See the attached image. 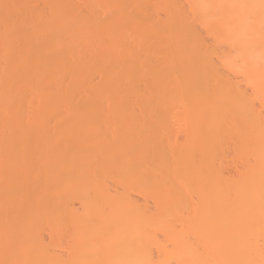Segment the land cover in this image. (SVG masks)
<instances>
[{"label": "rangeland", "instance_id": "1", "mask_svg": "<svg viewBox=\"0 0 264 264\" xmlns=\"http://www.w3.org/2000/svg\"><path fill=\"white\" fill-rule=\"evenodd\" d=\"M33 1L34 0H32V1L31 0H27V1H25V0H23V1L19 0V2H18V0H0V6L2 7V9L0 7V26H2L0 28V33H1V31H4L3 32V34H4L3 35V38L2 37L1 38L3 40H5V41L8 42V48H9L8 54L6 56V58L7 57L8 58L7 59L5 58V61H4V64H3V70H2V73H1V77L2 78L1 79L2 80H8V82L12 83V85L14 84V86H17V90L15 89V91H12L13 93L10 94V96H13L14 99L17 98V100H18V98L20 97V93L19 92H22V91L29 93V92H33L35 90H39L42 93H44L45 96L48 95V96H46V97H48V99H46V97L43 96V98L45 100V103L47 102L48 104L47 103L46 104L44 103V106H43L44 109L43 108H40L39 110L35 111L36 114H35V112L32 113L31 111L28 112V111H22V110L17 109V111L13 112L14 113L13 115H15V116L12 115L11 117L7 118L2 123L3 126H5V127L8 126L9 128H14L16 126V124H17V129H18L17 131H20L21 135L19 136L20 141H19V138H16V137H15V139L10 138V137H6V138H2V140H0V142H1L0 143V147L3 146L2 148H5V151H7V154L5 153L6 154L5 155L6 157H4V160L5 161H3L4 166H0V169H1L0 171H2V170L4 171V170H7V169L9 170V167H11V170H12V172H10V170H9V172L11 173L10 174L11 176L8 174L9 176L7 175L5 178H3V182L0 183V200H1L0 201V216L1 217L3 216V218H11L13 220H17V227L14 228L15 231L17 230V240H12L11 242L10 241L9 242H5L2 245H0V247H1L0 248V252L1 253H3V252L4 253H8V252L14 250L17 247L18 248L17 253H19V254H17V260L19 259V262L18 261L17 262L18 263H21L20 262V258H22V256L24 257L25 255H28L29 253L32 252V251L29 252V249H28L29 247L30 248L35 247V244L36 243L39 244V245L40 244H43V245H41L42 246V250H43V248H45V251H47L46 255L49 253L47 255L48 256L47 257L48 258V262L49 263H52L51 261H54L55 259H57L59 255H62L63 256V257L62 256H59V258L62 257L61 259L65 258L64 257L65 255L66 256H67V254L69 255V252H68L69 248H71L70 252L74 249L75 250V253H77L76 252V249L81 245L80 243L82 241V238H80L79 240H78V238H75V236H78V234H76V232H75V230H76L75 227L76 226H78V227L80 226L81 229H82V231H83V230L86 229L87 226H94L96 224H99V222L97 223L96 221H98V220H96V219L95 220H91V222L94 223L92 225V223L90 221H88V222L86 221V223H85L84 220L83 221L81 220L80 223H77V225H76L74 220L77 219L76 217H78L79 215L81 216V214H83L84 209H85V206H86V209L88 207L89 210H91L93 214H95L96 212H98V213L99 212L100 213H108L109 210H107L105 208L110 209L111 206L109 207V205L111 204V202L113 200L110 202L109 198L107 197V194H108V196L113 195L115 197V201L116 202L119 201V200H121V198L123 196L125 198L127 196V198H129V200L126 199L127 201H129L130 203L132 202L133 204L135 203L134 206H133V208H137V210H140V211H143L144 210V212L149 213V214H150V212H151V214H153V211L155 212V208H156L155 206L157 205L156 203L158 202V199H159V202L161 204H163V206H166V204L167 205L169 204L167 206V209H166L167 211L166 212H168V208H169L170 209L169 212H171V213L174 212L173 215H175V211L177 212V210L179 209L178 207H180V205H181V207H180V209L178 210L177 213H180L179 211H181L184 214H187L188 213V216H190V214H189V211L190 210L187 209V208H189V206H192V207L194 206L193 201H195V200L202 201V199L204 200L208 196L207 194L210 195V192L208 193V191H205V190H209L212 193L214 191L213 188H215L216 185H217V183H216L215 184V187L213 186V188L211 189V186L212 185H208V183H206V182H208L207 181V175L209 176L210 174H212V176H214V174H217V176L219 178L220 177H229V178H232L233 179V177H236V179H237V177L240 175L239 173L245 172L246 171V168L248 169V167L250 165L249 162L251 161V155H250L251 153H249L248 148H247V145L249 143L246 145V143L248 141L246 140L247 142L245 143V141H244L245 139L244 138L238 139V138L232 137L231 134L229 135L228 133H230V130H231V127H232V126L230 127V125L236 126V127H232V129L233 128H235V129L236 128L237 129L243 128V124L242 123L244 122V120H247L246 122H250L251 125L258 124L261 121L264 122V84L263 83H260L259 80L257 81V83H252V82L246 81L243 78V76L241 75L240 72L238 73L234 68H229V67H227L225 65H222L218 61V58H216V57H215L216 60L213 59V56L214 55L219 56V55H217L218 53H217L216 47L215 46H214L215 48L212 47L213 44H215L214 37L212 36V34L206 33L205 30L203 28H201L199 25H197L196 23L194 25V23H193L194 20L192 19L191 21L193 23V27L197 28V29L194 28V31H193L192 23L189 21L191 19L189 17L190 16L189 15L190 12L187 10V6H186V4H184V1L183 0H179L180 2L179 1L177 2V0H168V1L167 0H161V2H159L160 0H133L134 4H133V2H131V0H101V1L98 0L101 3H102V1L103 2L107 1V2L104 3V7L106 6L105 9L107 7H111V6H114L115 5V11L114 12L107 13L109 11H107L108 9H106L105 13L102 12L104 14L103 15V14H100V10L101 11H104L103 10L104 9L103 8V3H102V6H100L102 9H96V10L99 11L100 16H99V14H98L97 11H95V12H97L98 16H97V14H95V12H93L95 14L94 15L92 12L88 11V8L86 10V8H85L86 6L84 4H82V0H65V1L64 0H59V1L58 0H46V1L45 0H37L36 2L34 1L36 4H34ZM38 1L40 2V4H39ZM138 1H141L140 4L138 3ZM143 1H147V2L144 3ZM174 1H176V3H175L176 6H179L180 7V6H183L184 5L183 7L186 9L187 14H185L186 12L184 10V11H182L184 13L181 14V12H180L177 15L173 11V8H172L173 5H174V3H173ZM122 2H123V4H122ZM182 2H183V4L179 5V3H182ZM30 3H32V7H31ZM172 3H173V5H172ZM107 4H108V6H107ZM110 4H111V6H109ZM78 5L81 7V9H80V7ZM135 5H138L139 8H137ZM154 5H155V7H154ZM168 5L170 6V8H172V12H174L176 15H173L172 13L169 14V12L171 10L169 11L170 8H169ZM26 6H29V7H26ZM59 6H61V7H59ZM118 6H120V7H118ZM14 8H15V12H14ZM29 9H30V12H29ZM118 10H119V14H118ZM6 13L9 14V15H7ZM33 13L34 14L36 13L35 15H36V17L38 19L37 21H36V18L33 17ZM81 15H83V16H81ZM49 16L51 17V19H50ZM54 16H56L59 20L56 17H54ZM101 17H102V19H101ZM33 18H35V21H34ZM110 18H113L114 21L112 19H110ZM56 19H57V22H56ZM174 19H176V20H174ZM16 20H17V22H16ZM87 20H89V23H88ZM79 21H81V22H79ZM84 21H85V25H84ZM105 21H106V23H105ZM126 21H127V23H126ZM61 22H62V24H61ZM86 23H88V24L86 25ZM102 23H103V25H102L103 27L104 26L107 27L106 24L109 25V23H110V28L113 27V30H114V33H113V30H112V33L114 34V36L116 35V37L117 36L119 37V35L122 36L123 34H127L128 36L131 35L132 37H134L133 35H135V37L138 38V39H137V41L135 43H132V45L130 47H133V48L131 50H129V51L131 53L133 52L134 54H136L135 52L138 51L139 54L143 55V58L141 60L139 59L138 61L137 60L135 61L134 58H131L130 57L131 59L128 58V59H125V60L124 59L123 60H117L116 61L117 64L115 62H113V64L111 62L105 63L107 66L102 63L103 60L101 58H100L101 60L99 58H96L95 60L91 61V63L82 64L80 66V69L77 70L76 75H75V72L72 71L73 74H72V72H68L63 77H60L61 70H62V67L61 66L66 65V64L68 65L70 63V61L72 60V55H74V51L76 52V50H71L70 51V50H68V49H66L64 47H62L63 48L62 49L61 46H60L61 49L59 47L58 48H55L54 47V44L56 45L58 43V40H59V44L61 43L60 45H63L69 39L70 29H71L70 35H71V33H74L75 34L76 31L77 32H79V31L82 32L80 30V28L83 29V32H84V30H86V32L89 31V33H92L94 31V28L95 27L103 28V27H101V24ZM184 23H185V25H184ZM190 23H191V26H190ZM28 25L30 27H28ZM69 25H70V27H69ZM111 25H113V26H111ZM52 26H53V29H51ZM83 26H85L87 29L85 27H83ZM173 26H175V27H173ZM14 27H15V30H14ZM150 27H151V29H150ZM188 27H189V29H188ZM190 27H192V29ZM173 28H175V29H173ZM181 28H182V30H181ZM26 29L28 31H26ZM76 29H79V30H76ZM72 30H73V32H72ZM74 30H76V31H74ZM156 30H158V31H156ZM173 30H176V33ZM178 30L181 31V32L178 33ZM62 32H63V34H62ZM139 32H141V33H139ZM171 32H172V34H171ZM187 33L189 34V36H187L188 35ZM202 33H203V35L204 34L205 35L203 36ZM10 34H11V36H10ZM61 34H62V36H63L64 39L61 37ZM175 34H177L179 37L177 38L176 37L177 35L175 36ZM0 35L2 36V34H0ZM27 35H29L30 38H26V37H28ZM59 35H60V37H59ZM183 35H184V37H183ZM7 36L9 38H7ZM105 36L107 37V34ZM190 36H192V37H190ZM58 37L60 39L57 40ZM98 37H99V39H98L99 41L101 39H103V38H105L103 41L106 40V37L101 38V34ZM193 37L197 38V41L195 39H193ZM191 38L193 39L194 42L191 41ZM184 39L187 42H185ZM138 40H139V42H138ZM17 41H18V43H16ZM103 41L101 40V42H103ZM159 42H161V43H159ZM196 42H197V44H195ZM26 43H28V44H26ZM203 43L205 44V46H203L204 45ZM45 44H47L48 46H46ZM134 44L135 45L137 44V45L135 46ZM153 44H154V46H153ZM189 44H191V45H189ZM192 44L194 45V48H196V52L197 53L195 52V49L192 48L193 49V52H195L196 56L199 54L198 53L199 51H200L201 54L203 52L202 56L203 55L210 56L209 54H211L212 55V61H215V62H213L214 65L212 64V62L210 60H209V62H208V60L206 61L205 59H207V58L205 56H203V57H205V59L203 58L204 62L202 60H201L202 62L198 61L197 59H199V57L201 56V54H200V56H197V58H195L196 56L195 57L193 56L195 54L192 55V53H191V55H192L193 58H195V60L192 59L194 61H193V63H192V61L190 63L189 60H191V59L188 60L186 58V56H184V55H186V53L187 54L188 53L190 54V52H188L187 50H189V49L192 50L191 49V47H193ZM199 44H201L200 47H199ZM11 45H12V47H11ZM218 46H219L218 52L219 53L224 52V54H221V55H226V54L232 55L234 53V50H232V49L230 50L227 47H224V46L223 47H220V45H217V47ZM130 47H129V49H130ZM201 47H206V48L203 49ZM99 48L100 47H98L96 49V51L99 50ZM164 48H166L167 50L166 49L164 50ZM213 49H215L213 51L214 52L213 53L214 55L212 54V50ZM48 50H49V52H48ZM83 51H85V50H82L81 53L83 55H85L87 53V51L85 53ZM178 51L181 54H182V52L184 54H182V55L180 53L178 54ZM204 51H206V53ZM166 53H168V54H166ZM173 53H174V55H173ZM215 53H217V54H215ZM163 55L171 56L170 57V60L168 58H166L164 60V58L162 57ZM25 56H27V57H25ZM173 56H174V58H173ZM187 56H189V55H187ZM15 57H16V59H15ZM182 57L183 58L185 57L186 60H183ZM22 60H24L25 63ZM41 60L43 62H41ZM63 61L66 62V64H64ZM164 61H165V63H163ZM195 61H198V62L195 63ZM50 62L52 63V65H50L51 64ZM144 62H146V63H144ZM149 62H151V63H149ZM181 62L182 63L184 62V64H183L184 67L182 66ZM185 62H187V63L185 64ZM7 64H8L9 67L12 64L13 65L10 68H8L7 67ZM42 64H44L45 66L43 67ZM28 65H29V67H28ZM37 65H38V67H37ZM156 65H157V67H156ZM19 66H20V70H19ZM51 66H52V70H51ZM146 66H147V69L144 68ZM171 66L174 67L173 68V71L176 70L174 72V75L171 74L172 72L170 74L168 72V70H170V68H172ZM179 66H182V67L180 68ZM45 67H46V70H45ZM153 67H154V69H153ZM38 68H40V69H38ZM214 68L217 69V71L219 73L212 75V69H214ZM8 69H9V71H7ZM26 69L28 70V72H27ZM151 69H153V70H151ZM36 70H37V72H36ZM58 70H60V72H58ZM12 71H15L14 72L15 75L13 77L11 76V74H14ZM38 71H39L40 74L38 73ZM117 71H125L126 73H128L130 71L128 74L131 77H129V80H126L125 81L126 83H124V81L123 82L122 81L121 82H118L119 83L118 85H116V84L114 85V84L109 83V79ZM142 71H144V72H142ZM177 71H179V73H177ZM10 72H12V73L10 74ZM16 72H17V74H16ZM22 72H24V73H22ZM91 72L93 73V75H91L92 74ZM202 72L204 73V75H203ZM207 72H208V74H207ZM215 72H216V70L213 73H215ZM8 73L10 75H8ZM47 73H48V75H47ZM180 73H182V74H180ZM83 74H84L85 77L83 76ZM158 75H159V79L157 78ZM162 75H164V77ZM141 76H144V77L141 78ZM175 76L177 78H175ZM7 77H9L11 80L9 78H7ZM16 77H17L18 80L16 79ZM102 77L104 79H102ZM55 78H57V79H55ZM138 78L140 80H138ZM154 78H155V80H154ZM163 78H164V80L167 79L168 81L171 79L170 82L172 81L171 82L172 84L175 81L176 82H179L180 79H182V82H183V80L186 81V82L187 81L188 82H190V81L192 82L193 81L191 84L192 85L195 84V86H196V87H194V85H193L192 87H189L190 89L187 86L188 90H185L186 91L185 93L188 94V96H187V99L186 100L184 99L185 101H183V102H185L187 104L188 101H189V99H190L191 102L194 101V102L197 103L196 104V103L193 102L194 108H191L190 107L191 108L190 109L191 112H194V117H193L194 118L193 119L194 121L191 119L193 121V123L191 121L192 125L190 124V126H194L195 125L193 127L195 132L193 131V128L192 127H190V130H189L190 133H193L194 132V136H193L194 138L190 134V136L193 138V141H192V138L189 137V134L187 132L188 131V128H189L187 124H189L190 121H188L187 120L188 118H185V116L182 117V114H185L186 113L185 110L183 109L182 112L179 113L177 109H173V111L171 109V107L174 105V103H176L178 101L177 99L178 98H182L183 94L181 92V94H182L181 95L179 91H180V89L182 90L185 87V85L182 88V85L181 84H183V83L182 82L181 83L179 82L180 83V88L178 89L179 91L177 93H175V92L173 93L172 92V89L173 88L171 89L172 84L170 82H168V81H166V82L163 81ZM207 78H208V81L207 80L205 81L204 79H207ZM12 79H13V81H12ZM190 79H193V80H190ZM83 81H84V83H83ZM230 81H232L233 84H231ZM39 82L40 83L42 82L44 84V87H42L41 86L42 83L40 84ZM59 82H61V84ZM150 82H152L153 85ZM162 82L163 83L165 82V83L162 85ZM144 83H146L147 88H146V85H144ZM204 83L209 88V91H208L207 87H206V89H202V88H204V86H202ZM234 83H237L238 87L241 88V90H239L234 85ZM122 84H124V86ZM165 84H166V86L169 87V89H171V91L170 92L169 91L168 92H164L163 95H162L161 92H163V91L160 89V87L161 86H164ZM38 85H40L41 87L40 86L38 87ZM154 85H156V86H154ZM186 85H189V83H187ZM255 85H258L259 86V91H261L262 95L259 96V97H257V98H255L254 100H250V97L253 96V93L255 91ZM57 86H61L60 93H57ZM84 86L85 87L87 86L86 88L88 90H90V89L98 90L100 93L104 94V96H107L111 100L113 99V101H111V103H110V106L108 107L110 110L107 109V107L106 108H104V107H101V108L90 107L91 108L90 109L87 106V104L85 105V101L84 100H83V103H82V100L80 101L81 103L80 102L77 103L78 109L75 108L76 109V111L74 110L75 112L74 111L71 112V111H63V110H61L60 107L63 106L62 103L63 102L64 103L65 102H72L74 100V99H72V95H73L74 91H75L76 94H79V92H82L80 90H81L82 87L84 88ZM227 90L229 91V93H227L228 92ZM149 91L153 95H151L149 93ZM154 91H155V93H154ZM164 91H165V89H164ZM201 91H204V94L205 95H203L202 94L203 92H201ZM205 91H207V92H205ZM236 92L237 93L240 92V95L241 94H247V97L244 96V95H242L240 98H237V97L235 98L234 95H235ZM142 93H143V96H142ZM221 93H222V96L228 94V98L226 97V98L223 99L222 96H220ZM61 94L64 95V98H63V95H61ZM120 94H123L122 96L123 97L125 96L126 97V100L125 99L123 100L122 96L119 99ZM176 94H179V97H176L175 96ZM200 94L203 95V98H205V99H202L203 102H201L199 100V99L202 98V96ZM58 95H60V97ZM113 95H115V96H113ZM164 95H167V96H164ZM200 96H201V98H200ZM230 96H232V97H230ZM148 98L150 100L153 99L152 102H155V100L156 101L157 100L158 101H162L161 102L162 105H159V107L162 106V109H163L162 110L160 108L161 111L163 112L162 115H161V112H159L160 109L158 108V105L157 104L154 105L152 103V106H151L150 101H149ZM158 98H160V99H158ZM171 98L172 99H175L177 101L171 100ZM193 98H196L202 104L199 103L195 99L194 100H191ZM239 99H241V100H239ZM138 100H140V101H138ZM233 100H236V101H233ZM50 101L53 104H51ZM59 101H61V102H59ZM133 101H134L135 104L133 103ZM112 102H114V103H112ZM148 103H149V105H148ZM207 103L208 104L210 103L211 106H209ZM229 103H232L231 104L232 106L231 105H228ZM249 104H251V107L250 108L248 107V109H247L246 108V105H249ZM51 105H53V106H51ZM146 105H147V109L143 111V109H144L143 107H146ZM190 105L193 106L192 103H190ZM196 105H198V106L202 105V107L204 108V110L201 109L202 107H198V108L201 109L200 112L202 114L199 112V109L196 107ZM204 105L207 106V109H206V107ZM240 105H241V107H240ZM148 106L151 107V109L150 108L148 109ZM227 106H231L230 109L228 107V109L230 110L231 113H232V111L235 112L236 109L238 108V106L240 108H244L245 107V110L242 111V115L241 116H237L236 114L235 115L231 114L228 111V109L226 108ZM56 107H58V109ZM80 107H82V108H80ZM253 110H257L256 112H254L255 114L257 112H258V114L260 113L259 115H260L261 120L259 119V117L253 116L254 114L252 115V113H253L252 111ZM174 111H176L178 113L175 114ZM195 111H196V113H195ZM129 112H132V113H129ZM144 112H146L147 114L144 113ZM143 113L146 114V115H144V117L142 118V114ZM167 113H169L168 114L169 118H167ZM203 113H205V116H204ZM24 114L25 115H28V114H35V115H37L38 116V120H37V123L38 124L37 125L39 127L38 126H32L29 121L23 119L22 117L24 116ZM72 114H74V115H72ZM149 114H150V116H149ZM224 114H226V115H224ZM158 115H161L162 116V118L160 117L159 119H160V121L162 120V122L164 124L162 122L156 121L158 119ZM210 115H211V117H210ZM228 115H229V119H228ZM16 116H17V119H16ZM132 116L135 119H133ZM244 116H246V118ZM153 117L156 120H154ZM181 117H182V120L181 121H182V123H184V127L183 128H184L185 131L183 130V128H181V126L183 125L182 123H181V125H178V122H180ZM238 117H240V118H238ZM164 118H165L166 121H163ZM241 118L243 119V122L242 123H241L242 120H240ZM45 119H47V122H45L46 121ZM185 119L187 120V122H186ZM230 119H232V120H230ZM233 120L235 122H233ZM26 121H27V123H26ZM154 121H156V122H154ZM224 121H225V123H224ZM155 123H157V124H155ZM46 124H48V125H46ZM154 124L157 125V126H155ZM10 126H14V127H10ZM134 126H136V127H134ZM144 127H146L147 129L152 128V130L149 129V131H150L149 132ZM95 128H96V131L97 132H95ZM142 128H143V130H142ZM134 129H136V131H138V132L140 130L139 133H142V132H143V134L146 133V132H147V134L150 133L149 134L150 137L152 136V133H153L154 136L157 133V137H154L155 139L153 138V140L150 141V140H146V138H144V137H147L146 134H144L146 136H144L142 134L143 136L140 135L141 136L140 139H137V136L138 135L136 136V134L134 132ZM206 129H207L208 132L206 131ZM214 129L217 130L216 133H215V130ZM221 129H223V131ZM83 131H85V132H88V131L89 132H93L94 131V133H98L100 135H102L101 133H105L104 135H106V136L108 135V137H114L115 139H118V140L117 141H114V142L108 143V146H110L112 149L110 147H108V146L105 147V144L106 143H99L100 145L97 144L99 146L95 145L92 148L89 147V149H88L89 151L87 149H85L86 150V152H85L86 154L84 153L85 156H84V158H82V161H81V159H79L74 154H70L69 155V156L73 155V156H71V160H70L71 164L70 165L73 164V166H76V164L79 163L78 170H80L83 175L86 174L85 176H83L85 178L84 179L82 177V174L80 173V175H81L80 178L82 179V181L77 176L79 178L80 182H83L84 183V186H83L84 188L83 187L82 188H79L78 192L80 191V193H81V189H83V192L81 194L78 193V192H76L77 193L76 194V193H71L73 191H70L71 189H69V186L71 184H73V186H75L74 185V181H75L74 179H75L76 176L75 175H73V176L72 175H66V176L60 175L59 174L60 167H58V164H55V166H54L53 161H55L56 158L58 157V155H61L62 154L61 151H63V147H62V146H64L63 145V138H60V137L63 136V135H70V134L71 135H76V134L81 133ZM156 131H158L159 133L156 132ZM162 133H164V135ZM27 134H28V137H27ZM48 134H49V136H48ZM58 134L60 135L59 137H57ZM129 134H131V135H129ZM169 134L172 135L173 138L170 137V136H168ZM210 134L211 135L212 134L213 135L216 134V137L219 136L220 138L222 136H226V137H222L223 140L221 139V141H219V137H218V139H216L215 136L213 138L211 137L212 138V141L211 142L213 144H211V145L210 144H207L208 151H207V149H205V152H203L204 151V148H206V143L211 140L210 137H209ZM250 134L251 135L255 134L254 130H252V132L250 131ZM54 135H55V137H54ZM124 135H127L126 137L129 136L128 140L130 139V136L131 137L134 136L136 140H133V142H132V139L130 141L125 140L126 143L128 142L130 145L129 144H126V145L125 144H122L123 142H125L124 141V138H123ZM228 135L230 136L229 138H228ZM30 136H32V137L29 138ZM37 136H38V138H37ZM40 136H41V138H40ZM162 136H164V137H162ZM167 136L169 137V139H168ZM45 137H46V139H45ZM47 137H50V139L53 138L54 144L52 146H54L55 148L57 147L55 145H57L58 142L60 143V141H61L62 144L60 143V146H58V147L59 148H62V149H60V150L57 149L58 152H57V150H54L53 151L54 147L52 149L51 148V145H48V143L45 142V140H47ZM25 138H27V140ZM36 138H37V140H36ZM58 138H60V140H58ZM188 138L191 139L192 143L190 142V140ZM230 138H233V139H230ZM164 139L168 140L169 142L168 143L166 142L167 144H165ZM186 139H188V141H186ZM236 139H238V140H236ZM17 140L19 141L18 142L19 144L17 143ZM21 140H24V141L21 142ZM55 140H57V141L55 142ZM170 140H172L173 142H171ZM28 141H29V143H28ZM41 141L45 142V144H43V142H41ZM254 141L255 140L252 139V142H250L252 144L251 145L252 147H253V144H254L253 142ZM15 142H16V145H15ZM148 142L151 143V144H149L150 146L148 145ZM178 142L181 143V144H179ZM183 142H184V145L185 144H188V145H190L192 147L191 148L192 150L190 149V152L189 153H188V150L189 149H187L188 147H186V145L183 147ZM219 142H221L220 143L221 145L218 144ZM13 143H14V145H13ZM22 143L25 146L27 144H29L30 146L27 145L26 146L27 148H26V147H24V145ZM111 143H113V144H111ZM222 143H223V145H222ZM110 144L113 145V146H111ZM142 144H143V146H142ZM163 144H165L166 146L165 147L162 146ZM177 144H178L179 148H176ZM214 144H215V149L213 148V145ZM146 145H147V148L148 149H146ZM159 145L162 146V147L160 148ZM217 145H219V146H217ZM255 145H256V142H255ZM19 146H20V148H19ZM169 146H174L178 150V151L177 150L176 151L181 156H179L178 154H176L175 153L176 152L175 149L172 148V147H169ZM210 146H211V148H210ZM11 147H13V149ZM42 147H43V150L41 149ZM202 147H204L203 150H200V149H202ZM221 147L223 148V150L221 149ZM23 148H25V150ZM119 148L122 149V150H120ZM151 148H153V150ZM168 148H169V150H168ZM182 148L184 149V151L187 150V152H184L182 150ZM123 149H124V151H123ZM144 149L150 151V153L147 151L150 155L148 153H146V152H143ZM10 150H11V152L13 154H11ZM17 150H19V151L17 152ZM164 150L168 151V153H170V154L173 153V155L171 154L170 157L171 156L172 157L178 156L179 159L176 160V162H175L177 164V161H178V166L176 165L177 166V169L181 168V166L184 168L185 167V164L187 163L186 166L189 167V168L190 167H193L194 168V166H196V168L198 169V171L199 172L201 171L200 173L202 175V176H200V175H198L199 173L197 174V170H195L196 168L195 169L190 168L193 171L195 170L194 171L195 172L194 174H195L196 177L195 176L193 177V179H194L193 180L194 181L193 183H195V185L198 184V182L200 183V186H199V184L197 185L198 187H200L199 188L200 190H198L199 193L197 191V194H196V191H195V192H193V194H194L193 196L191 194L192 201H191V199L189 197L190 195H187L188 198L190 199V201H189L188 198H186L187 200H185V202H186L185 203L184 200H182V198H184V197L181 198V196L184 195L186 197V195H185V193H183L184 191L183 192L181 191L183 193V195H181V194H179L180 196L177 195L181 199L180 200L181 204L179 206L175 207V210H173L174 209L173 206H172L173 209L171 210V204H170L169 200L170 201L171 200L174 201V194H175V197H176V194H178L180 192L179 191L177 193V191L179 190L178 188H177L178 189L177 190L175 187H173V188L176 189V191H175V189L173 190L174 192L173 191L171 192L170 190H172V189H169V191L173 195H171V193H168L169 191L167 193L171 197L164 196L165 198L167 197L165 199L164 197L162 198L160 196V197H158V199L155 198L157 200L156 201L154 199V197H156L155 196L156 194L154 195L153 199L150 196H149L150 198L149 197H146V199H144L143 193L140 190H142V191L144 190L143 192H147L149 195H151L150 193L153 194L156 191L157 192L160 191V189L162 187V183L161 184H157L158 186L160 185L161 187H159L156 191H155V187H153L154 185H156L155 184V181L156 180H159V179H156L154 181L151 178L154 181V184H152L153 186H151L150 184H148L146 182V187H147V185L150 186L152 189L150 187L149 188L151 189L152 192L149 191L150 189L149 190H147V188L144 189L143 186L141 187L143 189H139L138 188V185L136 186V183L134 181V176L139 177L138 180H140L142 178V177L140 178V174H141V172H142L143 169H146L147 171H148V169H151V171H152V168L151 167L153 166L154 159H155L156 162L162 161V164H164V162H165V158L164 157L167 158V156H169L168 153L167 154L166 153L164 154ZM179 150H180V152H179ZM44 151H45V154H44ZM181 151L184 154L188 153L187 156L184 155ZM47 152H49V153H47ZM81 152L82 151H79V154ZM16 153H17V155H16ZM77 153H78V151H77ZM77 153H75V154L78 155ZM124 153H125V156L124 157H126V158L127 157H129V158L131 157V158L130 159L127 158L125 160V158L123 157L124 158L123 159L121 156ZM143 153L146 154V155L148 154V156L151 157V159L150 158H147V162H148V159H150V162H148L149 167H148L147 164H146V166H144V163H147V162H146V160H144V158H146V155H143ZM198 153L200 154L201 157L199 156ZM193 154L195 155V157L197 159H195V157L192 156ZM11 155H12V157H11ZM39 156L41 158L43 157V159H40ZM52 156H54V158ZM141 156H144V158H142ZM106 157L109 158V159H107ZM170 157H168V158L170 159ZM211 157L213 158V160L211 159ZM46 158H48L49 161H51V165L49 163V165H45L44 166V167H47L48 166L47 168L41 167L39 165V162L42 161V160H44V159H46ZM68 158L69 157L67 156V160H68ZM121 158L124 161H126V163L124 162L126 164V166H125V164L123 166L121 164V166L119 167L118 164L121 162ZM159 158H160V160H159ZM192 158L195 159L196 164L201 165L200 168H199V166H197L196 164H194V161H191ZM201 158H203L204 161ZM207 158L211 159V162H208L210 160H207ZM219 158H221V159H219ZM12 159H13V161H12ZM19 159H20V161H19ZM183 159H185V160H183ZM6 160H7V162H6ZM29 160H32L34 164L36 163V165H34V164L31 163L32 161H30V169L31 170L29 169V165H28L29 164ZM180 160L183 163V164H181V166H180V163H181ZM217 160L219 162L221 160L222 162L220 164H218L217 163L218 162ZM188 161H190V164H189ZM9 162H11L12 166H10ZM166 162L167 163L170 162L172 164V161L169 160V162H168V159H166ZM158 163H157V165H158ZM209 163H210V166L208 167V164ZM155 164L156 163H154V166H155ZM171 164L170 165H167V166H170L171 167ZM24 165H26V167L28 165V167L26 168ZM38 165L40 166V168H39ZM173 165H174V162H173ZM36 166L38 167V169H37ZM86 166H87V168L89 170H87L85 168ZM167 166L165 165L166 168H167ZM15 167H16V171L14 169ZM117 167H119V169ZM159 167H161V166H159ZM163 167H164V165H163ZM187 167H186V170L189 172V170H188L189 168L187 169ZM49 168H52V169L49 170ZM121 168H123V169L121 170ZM216 168H217L218 171H216ZM33 169L34 170L37 169V170L36 171H33ZM159 169H161V168H159ZM42 170H44V171H42ZM98 170H100V172ZM101 170H103V171L101 172ZM167 170H169V169H167ZM179 170H177V171H179ZM192 170H191V174H192ZM94 171L97 172V173H95ZM155 171L157 173L159 172L158 169L155 170ZM171 171L172 172L173 171L175 172V170H173V167L170 168V172L168 171L169 173H166L165 172V169H163V172L164 173H161L160 175H158L159 174L158 173L157 176H159L158 178H160V176L162 178V177L167 176L168 174L171 175L172 174ZM180 171H182V170H180ZM15 172H17L16 173L17 175L15 174ZM93 173L95 174L96 177L93 176L94 175ZM148 173H149V175H153V173H154V176L156 175L155 172L152 173V172H150V170L148 171ZM87 174H88V176H87ZM123 174H125L126 176H124ZM164 174H167V175H164ZM16 176L18 178H16ZM46 177H49V179L54 180V182L52 180H51L52 182H50L49 179L48 180L46 179ZM77 177H76V179H78ZM200 177H202V178H200ZM203 177L205 179H203ZM7 178H9V179H7ZM198 178H199V180H198ZM219 178L217 179V182L218 183L220 182V179H221V178L220 179ZM10 179H13L14 181L16 180L15 183L12 180L10 182ZM17 179H18V186H17ZM58 180H59V182H58ZM189 180H191V182H192L191 177L188 178V181L187 182H189ZM200 180L203 182V184L206 187H204L202 185V183L200 182ZM205 180H206V182H205ZM140 181H142V180H140ZM8 182H10V184ZM25 182L27 184H24ZM77 182H78V180H77ZM77 182H75L76 186H77ZM87 182H88V184H86ZM97 182H98V184H97ZM142 182H144V181H142ZM149 182H151V181H149ZM11 183H12V185H11ZM19 184L21 186H19ZM137 184H141V183H138L137 182ZM7 185H8V187H7ZM59 185H61V186L59 187ZM13 186H14V188H13ZM70 187H72V186H70ZM202 187H204V188H202ZM15 188H16V190H15ZM95 188H97V189H95ZM64 189H66V190H64ZM73 189H74V191L75 190L77 191V189H75V188H73ZM47 190H49V191H47ZM40 191L42 193H40ZM8 192H9V194H8ZM12 192H13V194H12ZM65 192L68 193V194L66 195ZM205 192H207V193H205ZM50 193H52V194H50ZM63 193H64V195H62ZM147 193L144 194V196H146V195L148 196ZM35 194H37L38 196L37 195L35 196ZM103 194L107 198V200L105 199V197L103 196ZM75 195H77V196H75ZM80 195L82 197H84V199H80V197H81ZM101 195H102L103 199H102V197H100ZM118 195H120L121 198ZM66 196H67V199H66ZM94 196H97V198H98L97 199V203L96 204L89 205V199L92 198L91 200H93V197ZM117 196H118V198H117ZM18 197H19V199H17ZM86 197H88V198L90 197V198L88 199ZM6 198H9V203L6 202V200H7ZM11 198H13V199H11ZM147 198L149 200L150 205H149V203L147 201ZM198 198H199V200H198ZM25 199H26V201H25ZM61 199H62V201H64L63 202L64 204L61 201H59ZM87 199H88V201H87ZM10 200H12V201H10ZM81 200H82V202H81ZM150 200L151 201H153V200L156 201V202L153 201L154 202L153 204L155 206L152 204V202ZM85 201L88 202V203L85 204L86 203ZM108 201L110 202V204H109ZM143 201H144V205H141L143 203ZM1 202H2V204H1ZM90 203H91V201H90ZM112 203H114V202H112ZM136 203L138 204V207H136L137 206ZM160 203H158V205H160ZM194 203H196V202H194ZM146 204H148V206ZM143 206H144V208H143ZM123 207H124V205H123ZM126 208H128V206H126ZM129 208L132 209V207H129ZM105 210H107V211H105ZM77 212H78V214H77ZM168 213H166V215ZM171 213H170V215H172ZM52 214L55 215L56 218H53L55 216L52 217ZM74 215H76V216H74ZM129 215H131V214H129ZM132 215H133V213H132ZM177 215L180 216V214H177ZM182 216H180V217H182ZM33 217L36 218V219H33ZM67 218H70L71 219V222H70L69 219L67 220ZM72 218H73V220H72ZM31 220L33 221V223H35V225H32L33 223L31 222ZM180 220L183 221V222L185 221L184 222L185 224L180 222V224H183V226L184 225L186 226L187 223L189 224V221H188L189 219L188 220H185V219L182 218ZM186 221H188V222L186 223ZM30 223H32V224H30ZM104 223H106V222H104ZM29 224L32 225L33 227L29 226ZM79 224L84 225V227H82V225H79ZM106 224H108V223H106ZM176 224H178V222ZM26 225H28V226H26ZM51 225H53V226H51ZM57 225H59V226H57ZM1 226L4 227L3 225L0 224V228H1ZM22 226H24V227H22ZM66 226H68V228ZM101 226H105V224L102 225V223H101ZM174 226L178 227V228H176V227L175 228L177 230H179L180 225L179 226L178 225H174ZM62 227H63V229H65V230L68 229V230L65 231V232L62 231L63 230ZM80 227H79V230H81ZM33 228H34V230L37 229V230H35L36 233L33 230ZM30 229H32L34 232L32 230H30ZM49 229L51 230V233H49ZM52 229H54L53 231H56L57 230L58 232L56 231L57 233H55V232L52 231ZM59 229H61V230L59 231ZM69 229H73V230L70 231ZM25 231H26V233H25ZM71 232L73 234H71ZM31 233L34 234V235H32ZM62 233L65 234L66 237ZM68 233L70 234V236L72 235L75 238V241L76 242L73 240L74 239L73 237H71L72 238L71 239L70 236H68ZM81 233H79L80 235L78 237H82L83 236V234H81ZM156 238H158L157 240H160L163 245L168 243V240H167V243L165 242L166 241L165 240L166 238L160 232H156ZM191 238L192 237H189V240L191 242L192 241L193 242L196 241L195 239H193V238L191 239ZM38 241H39V243H38ZM40 241H42V242H40ZM24 244L26 246H24ZM73 244L75 246H73ZM22 246H23V250H22ZM70 246H73L74 248H72ZM154 249L151 248L150 255L152 257L154 256L153 257L154 259H157L158 256H161V254H163V253L159 252L160 254H158V251H156V249L155 250ZM27 250H28V252H27ZM66 251H67V253H66ZM73 251H72V253H70V255H69L70 257L67 258V260L71 261V263L68 261L69 264H74V262L72 260H74V259H76V257H78V255H75V253H74L75 256L73 255ZM24 252H26V254H24ZM151 252H152V254H151ZM30 255L31 254H29L28 256L30 257ZM156 255H157V257H156ZM56 256H57V258H56ZM72 257L73 258L75 257V258L73 259ZM106 257H104V259ZM38 260L40 262V259H38ZM65 260H66V258H65ZM67 260H66V262H67ZM41 262L43 263L44 262V259ZM45 262H46V260H45ZM27 264H29V263H27ZM115 264H116V260H115Z\"/></svg>", "mask_w": 264, "mask_h": 264}, {"label": "bare ground", "instance_id": "2", "mask_svg": "<svg viewBox=\"0 0 264 264\" xmlns=\"http://www.w3.org/2000/svg\"><path fill=\"white\" fill-rule=\"evenodd\" d=\"M21 1H23V0H21ZM25 1H27V0H25ZM32 1V0H31ZM35 2L37 1V0H34ZM33 1V3L34 4H36L35 2ZM46 1V0H45ZM59 1V0H58ZM65 1V0H64ZM101 1V0H100ZM100 1H98V0H82V4H84L86 7V10H87V8H88V11H90V12H95V11H97L98 12V14H99V11L98 10H96V9H102L100 6H102V3H103V10L104 11H101L100 10V14H103L102 12H104L105 13V11H106V9H108L107 11H109V12H107V13H112V12H114L115 11V5L114 6H111V4L109 5V6H111V7H107L106 9H105V7H104V3L105 2H107V1H105V2H103L102 1V3L100 2ZM168 1V0H167ZM179 0H177V2H178ZM184 1V4H186V6H187V10L190 12L189 13V17L191 18H189L190 20V22L192 23V19L194 20V25H195V23L197 24V25H199L201 28H203L204 30H205V32L206 33H209V34H212V36L214 37V41H215V44H213V46L212 47H216V50H217V53H215V54H217V55H219V56H216V55H214L213 53V51L215 50V49H213L212 50V54L214 55L213 56V59H215V57L216 58H218V61L222 64V65H225V66H227V67H229V68H234L238 73L240 72L241 73V75L243 76V78L246 80V81H249V82H252V83H257V81L259 80L260 81V83H263L264 84V0H183ZM18 2H19V0H18ZM39 2V1H38ZM115 2V1H114ZM128 2V1H127ZM131 2H133V0H131ZM140 2L141 1H138V3L140 4ZM144 3H146L147 1H143ZM155 2V1H154ZM153 2V3H154ZM159 2H161V0L159 1ZM180 2V1H179ZM63 3V2H62ZM120 3V2H119ZM164 3V2H163ZM173 3H174V5H173ZM172 3V5H173V11L178 15V13H180L181 12V14L182 13H184V12H182V11H184L185 10V12H186V9L183 7V6H176L175 5V3H176V1H174ZM39 4H40V2H39ZM80 4V3H79ZM122 4H123V2H122ZM133 4H134V2H133ZM138 4V5H139ZM156 4V3H155ZM178 4V3H177ZM181 4H183V2L182 3H179V5H181ZM26 5V4H25ZM29 5V4H28ZM30 5H31V7H32V3H30ZM60 5V4H59ZM138 5H135L137 8H139L138 7ZM171 5V6H172ZM15 6V5H14ZM18 6V5H17ZM58 6V5H57ZM79 6V5H78ZM107 6H108V4H107ZM125 6V5H124ZM133 6V5H132ZM169 6V5H168ZM175 6V7H174ZM1 7V6H0ZM26 7H29V6H26ZM59 7H61V6H59ZM80 7V6H79ZM118 7H120V6H118ZM122 7V6H121ZM126 7V6H125ZM154 7H155V5H154ZM73 8V7H72ZM84 8V9H85ZM136 8V9H137ZM169 8H170V6H169ZM172 8H170L169 9V14H173V15H176L174 12H172ZM1 9H2V7H1ZM33 9V8H32ZM80 9H81V7H80ZM118 9V8H117ZM124 9V8H123ZM20 10V9H19ZM27 10V9H26ZM44 10V9H43ZM121 10V9H120ZM134 10V9H133ZM138 10V9H137ZM9 11V10H8ZM45 11V10H44ZM4 12V11H3ZM6 12V11H5ZM10 12V11H9ZM14 12H15V8H14ZM29 12H30V9H29ZM55 12V11H54ZM97 12H95V14H97ZM139 12V11H138ZM26 13V12H25ZM85 13V12H84ZM7 14V13H6ZM36 14V13H35ZM34 13H33V17H35L36 18V21L38 20L37 19V17H36V15H35ZM57 14V13H56ZM55 14V15H56ZM60 14V13H59ZM87 14V13H86ZM94 14V13H93ZM94 14V15H95ZM98 14H97V16H98ZM100 14H99V16H100ZM118 14H119V10H118ZM185 14H187V12L185 13ZM7 15H9V14H7ZM35 15V16H34ZM104 15V14H103ZM106 15V14H105ZM180 15V14H179ZM192 15V16H191ZM31 16V15H30ZM57 16V15H56ZM56 16H54V17H56ZM74 16V15H73ZM81 16H83V15H81ZM108 16V15H107ZM106 16V17H107ZM185 16V15H184ZM3 17V16H2ZM50 17V16H49ZM53 17V18H54ZM110 17V16H109ZM108 17V18H109ZM122 17V16H121ZM127 17V16H126ZM176 17V16H175ZM183 17V16H182ZM35 18H33L34 19V21H35ZM45 18V17H44ZM57 18V17H56ZM32 19V20H33ZM40 19V18H39ZM50 19H51V17H50ZM55 19V18H54ZM58 19V18H57ZM57 19H56V22H57ZM101 19H102V17H101ZM110 19H112L113 20V18H110ZM124 19V18H123ZM18 20V19H17ZM17 20H16V22H17ZM49 20V19H48ZM59 20V19H58ZM81 20V19H80ZM174 20H176V19H174ZM29 21V20H28ZM73 21V20H72ZM88 21V23H89V20H87ZM114 21V20H113ZM23 22V21H22ZM70 22V21H69ZM79 22H81V21H79ZM180 22V21H179ZM40 23V22H39ZM45 23V22H44ZM88 23H86V25L88 24ZM105 23H106V21H105ZM126 23H127V21H126ZM191 23H190V26H191ZM193 23H192V27H193ZM4 24V23H3ZM20 24V23H19ZM41 24V23H40ZM53 24V23H52ZM60 24V23H59ZM61 24H62V22H61ZM64 24V23H63ZM74 24V23H73ZM83 24V23H82ZM114 24V23H113ZM136 24V23H135ZM165 24V23H164ZM171 24V23H170ZM174 24V23H173ZM80 25V24H79ZM84 25H85V21H84ZM103 25V23L101 24V27H103L102 26ZM120 25V24H119ZM132 25V24H131ZM184 25H185V23H184ZM17 26V25H16ZM92 26V25H91ZM99 26V25H98ZM106 26L107 27H103V28H98V27H95L94 28V31L92 32V33H89V31L88 32H86V30H84V32H83V29L82 28H80V30L83 32H77L76 30H79V29H76V30H74V31H76L75 32V34L74 33H71V35H70V32H71V29H70V32H69V39L63 44V45H60L59 44V40L58 39H60L59 37H60V35H59V37L57 38V40H58V43L55 45L54 44V47L55 48H60V46H61V48L62 47H64V48H66V49H68V50H76V52L74 51V55H72V60L70 61V63L67 65L66 64V62H64V64H66V65H63V66H61L62 67V70H61V74H60V77H63L66 73H68V72H75V75H76V73H77V70H79L80 69V66L82 65V64H85V63H91V61H93V60H95L96 58H101L102 60H103V64H105V63H109V62H111L112 64H113V62H115L116 63V61L117 60H125V59H128V58H134V60L136 61H138L139 59L141 60L142 58H143V55H141V54H139V52L137 51V52H135L136 54H134L133 52L131 53L129 50H131L133 47H130L131 45H132V43H135L136 41H137V39L138 38H136L135 37V35H133L134 37H132L131 35V37L130 36H128L127 34H123L122 36H120L119 35V37L117 36L116 37V35L114 36V30H113V27H111L110 28V23H109V25H107L106 24ZM111 26H113V25H111ZM116 26V25H115ZM172 26V25H171ZM2 26H0V28H1ZM4 27V26H3ZM12 27V26H11ZM28 27H30L29 25H28ZM69 27H70V25H69ZM83 27H85V26H83ZM173 27H175V26H173ZM192 27H190L191 29H192ZM198 27V26H197ZM32 28V27H31ZM34 28V27H33ZM86 28V27H85ZM93 28V27H92ZM126 28V27H125ZM129 28V27H128ZM172 28V27H171ZM170 28V29H171ZM194 28L195 27H193V31H194ZM3 29V28H2ZM5 29V28H4ZM19 29V28H18ZM38 29V28H37ZM46 29V28H45ZM44 29V30H45ZM51 29H53V26H52V28ZM75 29V28H74ZM87 29V28H86ZM150 29H151V27H150ZM173 29H175V28H173ZM185 29V28H184ZM188 29H189V27H188ZM195 29H197V28H195ZM202 29V30H203ZM14 30H15V27H14ZM20 30V29H19ZM67 30V29H66ZM112 30H113V33H112ZM181 30H182V28H181ZM8 31V30H7ZM13 31V30H12ZM25 31V30H24ZM26 31H28L27 29H26ZM52 31V30H51ZM156 31H158V30H156ZM175 33H176V30H173ZM187 31V30H186ZM200 31V30H199ZM3 32L4 31H1V33L0 34H2V36L0 35V140H2V138H6V137H10V138H13V139H15V137L16 138H19V136L21 135V133H20V131H17L18 129H17V124H16V126L14 127V126H10V127H14V128H9L8 126V128L7 127H5V126H3L2 125V123L7 119V118H9V117H11L14 113L13 112H15V111H17V109H19V110H22V111H28V112H32V113H34L35 111H37V110H39L40 108H43L44 109V103H45V100H44V98H43V96H45V94L44 93H42L41 91H39V90H35V91H33V92H24V91H22V92H19L20 93V97L18 98V100H17V98L16 99H14L13 98V96H10V94L11 93H13L12 91H15V89L17 90V86H14V84L12 85V83H10V82H8V80H2L1 78V73H2V70H3V64H4V61H5V58H6V56H7V54H8V50H9V48H8V42L7 41H5V40H3L2 38H3ZM15 32V31H14ZM20 32V31H19ZM37 32V31H36ZM64 32V31H63ZM63 32H62V34H63ZM72 32H73V30H72ZM86 32V33H85ZM170 32V31H169ZM179 32H181V31H179L178 30V33ZM185 32V31H184ZM204 32V33H205ZM28 33V32H27ZM30 33V32H29ZM65 33V32H64ZM139 33H141V32H139ZM186 33V32H185ZM184 33V34H185ZM192 33V32H191ZM200 33V32H199ZM9 34V33H8ZM22 34V33H21ZM62 34H61V37L63 38V36H62ZM67 34V33H66ZM101 34V38H103V37H106L105 35L107 34V37H106V40L105 41H103L105 38H103V39H101L103 42H101V40L99 41L98 39H99V35ZM104 34V35H103ZM133 34V33H132ZM167 34V33H166ZM171 34H172V32H171ZM174 34V33H173ZM188 34V33H187ZM194 34V33H193ZM208 34V35H209ZM6 35V34H5ZM18 35V34H17ZM24 35V34H23ZM22 35V36H23ZM26 35V34H25ZM177 34H175V36H176ZM181 35V34H180ZM186 35V34H185ZM191 35V34H190ZM202 35H203V33H202ZM205 35V34H204ZM203 35V36H204ZM10 36H11V34H10ZM16 36V35H15ZM28 37H26V38H30L29 37V35H27ZM43 36V35H42ZM142 36V35H141ZM187 36H189V34L187 35ZM186 36V37H187ZM193 36V35H192ZM192 36H190V37H192ZM2 37V38H1ZM24 37V36H23ZM143 37V36H142ZM177 38L179 37L178 35L176 36ZM183 37H184V35H183ZM182 37V38H183ZM189 37V38H190ZM196 37V36H195ZM195 37H193V39H195L196 41H197V38H195ZM7 38H9L8 36H7ZM39 38V37H38ZM188 38V39H189ZM64 39V38H63ZM169 39V38H168ZM187 39V40H188ZM193 39L191 38V41L192 42H194L193 41ZM30 40V39H29ZM56 40V41H57ZM66 40V39H65ZM183 40V39H182ZM190 40V39H189ZM188 40V41H189ZM200 40V39H199ZM36 41V40H35ZM42 41V40H41ZM141 41V40H140ZM184 41H185V39H184ZM183 41V42H184ZM190 41V42H191ZM43 42V41H42ZM55 42V41H54ZM138 42H139V40H138ZM149 42V41H148ZM185 42H187V41H185ZM11 43V42H10ZM16 43H18V41L16 42ZM151 43V42H150ZM159 43H161V42H159ZM179 43V42H178ZM205 43V42H204ZM203 43V44H204ZM26 44H28V43H26ZM37 44V43H36ZM163 44V43H162ZM188 44V43H187ZM186 44V45H187ZM195 44H197V42L195 43ZM202 44V45H203ZM206 44V43H205ZM205 44L203 45V46H205ZM220 45V47H227L228 49H232V50H234V53L232 54V55H230V54H226V55H221V54H224V52H222V53H219L218 52V48H219V46L217 47V45ZM31 45V44H30ZM46 46H48L47 44H45ZM51 45V44H50ZM135 45V44H134ZM133 45V46H134ZM137 45V44H136ZM135 45V46H136ZM148 45V44H147ZM178 45V44H177ZM189 45H191V44H189ZM193 45V44H192ZM33 46V45H32ZM153 46H154V44H153ZM152 46V47H153ZM196 46V45H195ZM201 46V44H199V47ZM11 47H12V45H11ZM98 47H100L99 48V50H97L96 51V49L98 48ZM129 47H130V49H129ZM172 47V46H171ZM189 47V46H188ZM207 47V46H206ZM206 47H201V48H206ZM214 47V48H215ZM50 48V47H49ZM52 48V47H51ZM60 48V49H61ZM177 48V47H176ZM192 48H194V45H193V47H191V49ZM29 49V48H28ZM63 49V48H62ZM152 49V48H151ZM166 48H164V50H165ZM195 49V52H196V48H194ZM208 49V48H207ZM46 50V49H45ZM82 50H85V51H83L84 53L87 51V53L85 54V55H83L82 53H81V51ZM167 50V49H166ZM144 51V50H143ZM155 51V50H154ZM188 52H190V54L188 53H186V55H184V56H186V58L189 60V59H191V60H189L190 61V63H191V61H192V63H193V61L195 60V58H197V56H200V51L198 52L199 54L196 56V54H195V52H193V49L192 50H187ZM203 51V50H202ZM26 52V51H25ZM24 52V53H25ZM48 52H49V50H48ZM66 52V51H65ZM69 52V51H68ZM205 53H206V51H204ZM43 53V52H42ZM153 53V52H152ZM180 52L178 51V54H179ZM191 53H192V55L193 54H195V55H193L195 58H193L192 57V55H191ZM197 53V52H196ZM166 54H168V53H166ZM181 54V53H180ZM182 54H184L183 52H182ZM181 54V55H182ZM202 54H203V52H202ZM202 54H201V58L199 57V59H197L198 61H200V62H204V60H203V58L205 59V57L207 58V59H205L206 61L208 60V62H209V60L212 62V64H213V62H215V61H212V55L211 54H209L210 56H207V55H203V56H205V57H203L202 56ZM170 55V54H169ZM173 55H174V53H173ZM187 55H189V56H187ZM41 56V55H40ZM44 56V55H43ZM42 56V57H43ZM48 56V55H47ZM149 56V55H148ZM25 57H27V56H25ZM41 57V58H42ZM150 57V56H149ZM163 58H164V60L166 59V58H168L169 60H170V57L171 56H168V55H163L162 56ZM8 58V57H7ZM6 58V59H7ZM48 58V57H47ZM130 58V59H131ZM162 58V59H163ZM173 58H174V56H173ZM183 58V57H182ZM209 58V59H208ZM15 59H16V57H15ZM40 59V58H39ZM58 59V58H57ZM100 59V60H101ZM180 59V58H179ZM192 59H194V60H192ZM13 60V59H12ZM25 60V59H24ZM24 60H22L23 62H24ZM183 60H186L185 59V57L183 58ZM182 60V61H183ZM202 60V61H201ZM216 60V59H215ZM14 61V60H13ZM35 61V60H34ZM46 61V60H45ZM58 61V60H57ZM198 61H195V63L196 62H198ZM41 62H43L42 60H41ZM47 62V61H46ZM25 63V62H24ZM51 63V62H50ZM138 63V62H137ZM144 63H146V62H144ZM149 63H151V62H149ZM163 63H165V61L163 62ZM187 62H185V64H186ZM189 63V62H188ZM6 64V63H5ZM35 64V63H34ZM57 64V63H56ZM96 64V63H95ZM117 64V63H116ZM127 64V63H126ZM181 64H182V66H183V64H184V62L182 63L181 62ZM13 65V64H12ZM11 65V66H12ZM43 65V67L45 66L44 64H42ZM50 65H52V63L50 64ZM58 65V64H57ZM106 65V64H105ZM144 65V64H143ZM152 65V64H151ZM154 65V64H153ZM214 65V64H213ZM10 66V67H11ZM84 66V65H83ZM107 66V65H106ZM148 66V65H147ZM147 66L146 67H144V68H146L147 69ZM155 66V65H154ZM182 66H179L180 68L182 67ZM190 66V65H189ZM7 67L8 68H10L9 66H8V64H7ZM28 67H29V65H28ZM37 67H38V65H37ZM40 67V66H39ZM50 67V66H49ZM98 67V66H97ZM131 67V66H130ZM141 67V66H140ZM156 67H157V65H156ZM172 68H170V70H168V72H169V74L171 73V74H173L174 75V72L176 71L175 69V71H173V66H171ZM184 67V66H183ZM18 68V67H17ZM16 68V69H17ZM36 68V67H35ZM143 68V67H142ZM14 69V68H13ZM37 69V68H36ZM38 69H40V68H38ZM48 69V68H47ZM58 69V68H57ZM153 69H154V67H153ZM153 69H151V70H153ZM169 69V68H168ZM183 69V68H182ZM186 69V68H185ZM19 70H20V66H19ZM27 70V69H26ZM45 70H46V67H45ZM51 70H52V66H51ZM84 70V69H83ZM82 70V71H83ZM117 70V69H116ZM166 70V69H165ZM216 70V72L215 73H213L214 71ZM7 71H9V69L7 70ZM30 71V70H29ZM101 71V70H100ZM211 71V70H210ZM209 71V72H210ZM13 73L15 72V71H12ZM12 72H10V74L12 73ZM27 72H28V70H27ZM26 72V73H27ZM36 72H37V70H36ZM41 72V71H40ZM51 72V71H50ZM58 72H60V70H58ZM73 72H72V74H73ZM130 72V71H129ZM128 72V73H129ZM142 72H144V71H142ZM150 72V71H149ZM167 72V73H168ZM22 73H24V72H22ZM38 73H39V71H38ZM44 73V72H43ZM49 73V72H48ZM48 73H47V75H48ZM52 73V72H51ZM83 73V72H82ZM92 73V72H91ZM128 73H126L125 71H117V72H115V74L109 79V83H111V84H116V85H118L119 83L118 82H123L124 81V83H126L125 81L126 80H129V77H131V76H129V74ZM177 73H179V71H177ZM203 73V72H202ZM219 72L217 71V69H212V75L213 74H218ZM9 73H8V75H10ZM16 74H17V72H16ZM40 74V73H39ZM81 74V73H80ZM87 74V73H86ZM132 74V73H131ZM149 74V73H148ZM180 74H182V73H180ZM207 74H208V72H207ZM210 74V73H209ZM5 75V74H4ZM15 75V73L14 74H11V76L13 77ZM50 75V74H49ZM74 75V76H75ZM82 75V74H81ZM88 75V74H87ZM91 75H93V73L91 74ZM104 75V74H103ZM133 75V74H132ZM137 75V74H136ZM141 75V74H140ZM157 75V74H156ZM203 75H204V73H203ZM34 76V75H33ZM46 76V75H45ZM59 76V75H58ZM83 76H84V74H83ZM139 76V75H138ZM163 77H164V75H162ZM4 77V76H3ZM31 77V76H30ZM36 77V76H35ZM49 77V76H48ZM85 77V76H84ZM91 77V76H90ZM142 77H144V76H141V78ZM171 77V76H170ZM173 77V76H172ZM7 78H9V77H7ZM44 78V77H43ZM42 78V79H43ZM46 78V77H45ZM158 79H159V75H158V77H157ZM162 78V77H161ZM175 78H177L176 76H175ZM188 78V77H187ZM193 78V77H192ZM204 78V77H203ZM10 79V78H9ZM16 79H17V77H16ZM24 79V78H23ZM40 79V78H39ZM55 79H57V78H55ZM86 79V78H85ZM102 79H104L103 77H102ZM134 79V78H133ZM137 79V78H136ZM11 80V79H10ZM18 80V79H17ZM47 80V79H46ZM79 80V79H78ZM138 80H140L139 78H138ZM154 80H155V78H154ZM171 80V79H170ZM170 80L168 81L167 79H165L164 80V78H163V81H168V82H170ZM188 80V79H187ZM190 80H193V79H190ZM189 80V81H190ZM205 81L207 80L208 81V78L207 79H204ZM12 81H13V79H12ZM11 81V82H12ZM136 81V80H135ZM43 82V81H42ZM41 82V83H42ZM164 82V83H165ZM167 82V83H168ZM172 82V81H171ZM170 82V83H171ZM180 83L182 82V79H180V81H179ZM179 82H173V84H172V86H171V89H172V92L174 93H177L179 90V88H180V83ZM193 82V81H192ZM191 81L190 82H186V81H184L183 80V84H181L182 85V88L184 87V85H185V87L181 90L180 89V94H181V92H182V94H183V96H182V98H178L177 100H175V99H172L171 98V100H174V101H177L176 103H174V105L171 107V109H172V111H173V109H177L178 110V112L180 113V112H182V110L184 109L185 110V114H182V117H184L185 116V118H188L187 120L188 121H190L189 122V124H187L188 125V134H189V137L190 138H192L193 136H194V126H190V124L192 125V123H193V117H194V112H191V108H194V105H193V102L194 101H190V99H189V101H188V103L186 104L185 102H183V101H185L186 99H187V96H188V94H186L185 92V90H188V88L189 87H192L193 85H194V87H196L195 86V84H191L192 83ZM204 82V81H203ZM231 82V84H233V82L232 81H230ZM22 83V82H21ZM40 83V82H39ZM40 83V84H41ZM44 83V82H43ZM42 83V87H44V84ZM57 83V82H56ZM60 84H61V82H59ZM67 83V82H66ZM83 83H84V81H83ZM151 84H152V82H150ZM163 82H162V85L164 84ZM187 83H189V85H186ZM206 83V82H205ZM203 84L202 86H204V88H202V89H206V87H207V85L206 84ZM209 83V82H208ZM23 84V83H22ZM49 84V83H48ZM91 84V83H90ZM210 84V83H209ZM82 85V84H81ZM94 85V84H93ZM123 86H124V84H122ZM144 85H146V83H144ZM153 85V84H152ZM151 85V86H152ZM157 85V84H156ZM156 85H154V86H156ZM169 85V84H168ZM211 85V84H210ZM234 85L239 89V90H241V88H239L238 87V85H237V83H234ZM24 86V85H23ZM27 86V85H26ZM40 85H38V87H39ZM40 86V87H41ZM187 86H188V88H187ZM78 87V86H77ZM87 87V86H86ZM85 86H84V88L82 87L81 88V90L80 91H82V92H79V94H76L75 93V91H74V93H73V95H72V99H74L72 102H63L62 104H63V106H61L60 107V109L61 110H63V111H76V109L75 108H77L78 109V106H77V103L78 102H80L81 100H82V103H83V100L85 101V105L87 104V106L90 108V107H95V108H101V107H104V108H106L107 107V109H109L108 107L110 106V103H111V101H113V99L111 100L110 98H108L107 96H104V94H102V93H100L98 90H93V89H90V90H88L87 88H86ZM105 87V86H104ZM165 87V88H164ZM193 87V88H194ZM60 88H61V86H57V93H60ZM75 88V87H74ZM103 88V87H102ZM146 88H147V85H146ZM26 89V88H25ZM71 89V88H70ZM105 89V88H104ZM160 89L163 91V92H161L162 93V95H163V93L164 92H170L171 91V89H169V87L168 86H166V84L164 85V86H161L160 87ZM164 89H165V91H164ZM168 89V90H167ZM176 89V90H175ZM190 89V88H189ZM207 89H208V91H209V88L207 87ZM55 90V89H54ZM149 90V89H148ZM156 90V89H155ZM160 90V91H161ZM238 90V91H239ZM20 91V90H19ZM26 91V90H25ZM45 91V90H44ZM53 91V90H52ZM56 91V90H55ZM62 91V90H61ZM64 91V90H63ZM67 91V90H66ZM71 91V90H70ZM79 91V90H78ZM111 91V90H110ZM109 91V92H110ZM142 91V90H141ZM159 91V92H160ZM192 91V90H191ZM224 91V90H223ZM222 91V92H223ZM228 91V90H227ZM73 92V91H72ZM201 92H203L202 94L203 95H205L204 94V91H201ZM200 92V93H201ZM205 92H207V91H205ZM15 93V92H14ZM56 93V94H57ZM78 93V92H77ZM81 93V94H80ZM149 93H150V91H149ZM154 93H155V91H154ZM227 93H229V91L227 92ZM55 94V93H54ZM69 94V93H68ZM72 94V93H71ZM76 94V95H75ZM135 94V93H134ZM151 94V93H150ZM181 94V95H182ZM61 95H63V94H61ZM106 95V94H105ZM109 95V94H108ZM117 95V94H116ZM123 94H120V96H119V99H120V97L122 96ZM151 95H153V94H151ZM201 95V94H200ZM203 95H201L202 96V98H201V96H200V98L201 99H199L201 102H203L202 101V99H205V98H203ZM238 95V96H237ZM242 95H244V96H246L247 97V94H241L240 95V92L239 93H235V95H234V97L236 98H240ZM262 95V93H261V91H259V86L258 85H255V91H254V93H253V96L252 97H250V100H254L255 98H257V97H259V96H261ZM46 96H48V95H46ZM45 96V97H46ZM53 96V95H52ZM55 96V95H54ZM59 97H60V95H58ZM67 96V95H66ZM113 96H115V95H113ZM136 96V95H135ZM142 96H143V93H142ZM164 96H167V95H164ZM176 97H179V94H176L175 95ZM186 98H185V97ZM220 96H222V93H221V95ZM15 97V96H14ZM117 97V96H116ZM137 97V96H136ZM153 97V96H152ZM160 97V96H159ZM228 98V94H226V95H223L222 96V98L224 99V98ZM230 97H232V96H230ZM229 97V98H230ZM249 97V96H248ZM63 98H64V95H63ZM122 98H123V100L125 99L126 100V97L124 96H122ZM190 98V97H189ZM46 99H48V97H46ZM118 99V98H117ZM135 99V98H134ZM139 99V98H138ZM149 99V98H148ZM158 99H160V98H158ZM185 99V100H184ZM197 100L196 98H193V99H191V100ZM221 99V98H220ZM133 100V99H132ZM147 100V99H146ZM222 100V99H221ZM230 100V99H229ZM239 100H241V99H239ZM47 101V100H46ZM128 101V100H127ZM138 101H140V100H138ZM144 101V100H143ZM149 101H150V104H151V106H152V103L154 104V105H158V108L160 109H162V106L161 107H159V105H162L161 104V102L162 101H156L155 100V102H152L153 101V99H149ZM198 101V100H197ZM200 101H198L199 103H201ZM219 101V100H218ZM224 101V100H223ZM233 101H236V100H233ZM51 102V101H50ZM54 102V101H53ZM57 102V101H56ZM55 102V103H56ZM59 102H61V101H59ZM115 102V101H114ZM114 102H112V103H114ZM165 102V101H164ZM172 102V101H171ZM192 103V105L193 106H191L190 105V103ZM232 102V101H231ZM47 103V102H46ZM45 103V104H46ZM81 103V102H80ZM79 103V104H80ZM124 103V102H123ZM133 103H134V101H133ZM141 103V102H140ZM194 103H196V102H194ZM48 104V103H47ZM51 104H53L52 102H51ZM57 104V103H56ZM135 104V103H134ZM171 104V103H170ZM189 104V105H188ZM197 104V103H196ZM202 104V103H201ZM208 104V103H207ZM232 103H229L228 105H231ZM81 105V104H80ZM148 105H149V103H148ZM209 106H211V104L209 103L208 104ZM234 105V104H233ZM239 105V104H238ZM51 106H53V105H51ZM50 106V107H51ZM82 106V105H81ZM170 106V105H169ZM205 106V105H204ZM213 106V105H212ZM232 106V105H231ZM231 106H227L226 108L228 109V107H229V109H230V107ZM236 106V105H235ZM234 106V107H235ZM49 107V108H50ZM119 107V106H118ZM136 107V106H135ZM140 107V106H139ZM155 107V106H154ZM157 107V106H156ZM183 107V108H182ZM188 107V108H187ZM191 107V108H190ZM196 107L198 108V107H202V105H200V106H198V105H196ZM206 107V109H207V106H205ZM240 107H241V105H240ZM239 106H238V108L236 109V111L235 112H233L232 111V113L230 112V110L228 109V111L231 113V114H233V115H237V116H241L242 115V111L243 110H245V107L244 108H240ZM248 107L250 108L251 107V104H249V105H246V108L248 109ZM57 109H58V107H56ZM80 108H82V107H80ZM103 108V109H104ZM137 108V107H136ZM144 109H143V111L144 110H146L147 109V105H146V107H143ZM151 109V107H149L148 106V109ZM182 108V109H181ZM225 108V109H226ZM236 108V107H235ZM48 109V108H47ZM91 109V108H90ZM106 109V110H107ZM158 109V110H159ZM161 109L159 110V112H161V115L163 114V112L161 111ZM199 109V112L201 111V109L202 110H204V108L202 107L201 109L200 108H198ZM224 109V110H225ZM234 109V108H233ZM246 109V110H247ZM49 110V109H48ZM56 110V109H55ZM95 110V109H94ZM110 110V109H109ZM142 110V109H141ZM163 110V109H162ZM21 111V112H22ZM74 111V112H75ZM78 111V110H77ZM92 111V110H91ZM100 111V110H99ZM104 111V110H103ZM135 111V110H134ZM149 111V110H148ZM168 111V110H167ZM257 110H253L252 112V115L253 116H255V117H259V119L261 120V118H260V113L258 114V112L255 114L254 112H256ZM44 112V111H43ZM59 112V111H58ZM61 112V111H60ZM112 112V111H111ZM142 112V111H141ZM169 112V111H168ZM175 112V114L176 113H178V112H176V111H174ZM214 112V111H213ZM17 113V112H16ZM113 113V112H112ZM129 113H132V112H129ZM144 113H146V112H144ZM142 114V118L144 117V115H146V114ZM193 113V114H192ZM195 113H196V111H195ZM201 113V112H200ZM35 114H36V112H35ZM35 114H28V115H25L24 114V116L22 117L23 119H25V120H27V121H29L30 122V124L32 125V126H38L37 124V120H38V116L37 115H35ZM45 114V113H44ZM168 114L169 113H167V118H169V116H168ZM202 114V113H201ZM204 114V116H205V113H203ZM23 115V114H22ZM72 115H74V114H72ZM112 115V114H111ZM135 115V114H134ZM161 115H158V119L156 120L154 117H153V119L154 120H156V121H159V122H162V120L160 121V117L162 118V116ZM191 115V116H190ZM193 115V116H192ZM222 115V114H221ZM224 115H226V114H224ZM13 116H15V115H13ZM21 116V115H20ZM149 116H150V114H149ZM154 116V115H153ZM187 116V117H186ZM64 117V116H63ZM73 117V116H72ZM133 117V116H132ZM137 117V116H136ZM182 117H181V119H180V122H178V125H181V123H182ZM210 117H211V115H210ZM245 118H246V116H244ZM248 117V116H247ZM59 118V117H58ZM147 118V117H146ZM208 118V117H207ZM231 118V117H230ZM235 118V117H234ZM233 118V119H234ZM238 118H240V117H238ZM237 118V119H238ZM13 119V118H12ZM16 119H17V116H16ZM43 119V118H42ZM68 119V118H67ZM133 119H135L134 117H133ZM193 121H192V120ZM228 119H229V115H228ZM227 119V120H228ZM11 120V119H10ZM46 121L45 122H47V119H45ZM98 120V119H97ZM168 120V119H167ZM186 120V119H185ZM187 120H186V122H187ZM222 120V119H221ZM225 120V119H224ZM230 120H232V119H230ZM240 120H242L241 121V123L243 122V119L241 118ZM20 121V120H19ZM27 121H26V123H27ZM43 121V120H42ZM156 121H154V122H156ZM163 121H166L165 120V118H164V120ZM191 121H192V123H191ZM229 121V120H228ZM247 120H244V122L242 123L243 124V128H241V129H235V128H233L232 129V127H236V126H233V125H230V127H231V130H230V133H228L229 135L231 134V136L232 137H235V138H238V139H240V138H244L243 140L245 141V143H246V145H247V148H248V151H249V153H251L250 155H251V161L249 162V167H248V169L246 168V171L245 172H243V173H239L240 175L237 177V179H236V177H233V179L232 178H229V177H218L217 176V174H214V176H212V174H210L209 176L207 175V181L208 182H206V180H205V182L206 183H208V185H212L211 186V189L213 188V186L215 187V184L217 183V185H216V187L215 188H213L214 189V191L211 193V191H209V190H205V191H208V193L210 192V195L209 194H207L208 196L203 200L202 199V201H200L199 200V198H198V200L199 201H197V200H195V201H193V204H194V206L192 207V206H189V208H187V209H189L190 211H189V214H190V216H188V213L187 214H184L183 212H181V211H179L180 213H177L178 212V210L180 209V207H181V202H180V198H179V194H181V195H183V193H185V195H186V197L183 195V196H181V198L182 197H184V198H182V200H184V202H185V200H187L186 198H188V196L187 195H190L189 197H190V199L192 198V196L194 195L193 194V192H195L196 191V194H197V191L198 190H200L199 188L200 187H198L197 185L199 184V186H200V183L198 182V184H196L195 185V183H193L194 181V179H193V177L195 176V170H197V174L198 175H200V176H202L201 175V171L199 172L198 171V169L196 168V166H194V168L193 167H190V168H192V169H195L194 171L192 170V169H190L189 167H187L186 166V164H185V169L181 166V164H183L182 163V161H181V163H180V166H181V168H179L180 170H182V171H180L179 169H177V166H178V161H177V164L175 163L176 162V160H178L179 158H178V156H176V157H170V155L172 154L173 155V153H168V151H166V150H164V154L166 153H168L169 154V156H167V158L166 157H164L165 158V162H164V164H162V161H158V162H156L155 161V159H154V163H156L155 164V166H154V163H153V166L151 167L152 168V171H151V169H148V171L150 170V172H155L156 173V175L154 176V173H153V175H149V173H148V171L146 170V169H143L142 170V172H141V174H140V180H142V181H144V182H142V181H140V180H138L139 179V177H137V176H134V181H135V183H136V186L138 185V188L139 189H143V188H141L142 186L144 187V189H146L147 188V190H149L151 187L150 186H148L147 185V187H146V182L148 183V184H150L151 186H153L152 184H154V181L156 180V179H159V180H156L155 181V184L156 185H154L153 187H155V191L159 188V187H161L160 185L158 186L157 184H161L162 183V187H161V189H160V191H156L155 193H150L151 195H149L147 192H143L142 190H140L142 193H143V197H144V199H146V197H151L152 199H153V197H154V195L156 196V197H154V199L156 198V199H158V197H164V196H168V197H171L168 193H171L175 188L178 190L177 191V193L180 191H184L183 193L181 192H179L178 194H176V197H175V194H174V201L173 200H169V202H170V204H171V210L173 209L172 208V206L174 207V209L173 210H175V207H177V206H179L180 205V207H178L177 209V212L175 211V215H173L174 214V212L173 213H171V212H169V208H168V212H166L167 210V206L169 205H167L166 204V206H163V204H161L160 202H159V199H158V202L156 203L157 205L155 206L153 203V201H155V200H153V201H151L152 202V204L156 207L155 208V212L153 211V214H151V212H150V214L149 213H146V212H144V210L143 211H140V210H137V208H133V206H134V204L132 205L129 201H127L126 199H128L129 200V198H127V196H126V198L124 199L123 197V199L121 198V196L120 195H118V196H120V198H121V200H119V201H115V197L113 196V195H111V196H108V194H107V197L109 198V200H110V202L112 201V202H114V203H112L111 202V204H110V202H109V207H110V209H108V208H105V209H107V210H109L108 211V213H98V212H96L95 214H93L92 213V211L91 210H89V208L87 207V209H86V206H85V209H84V212H83V214H81V216L79 217H76L77 219L76 220H74L75 221V224L77 225V223H80V221L82 220H84L85 221V223H86V221L88 222V221H90L91 222V220H98V221H96L97 223L99 222V224H96V225H94V226H87L86 227V229L85 230H83L82 231V229H81V227H80V229L81 230H79V227L78 226H76L75 228H76V230H75V232H76V234H78V236L80 235L79 233H81V234H83V236L82 237H78V236H75V238H78V240L80 239V238H82V241H81V245L76 249V252L77 253H75V250L73 251V255H74V253H75V255H78V257H76V259H74L73 257V259L74 260H72L73 262H74V264L76 263V264H115V260H116V264H264V122L263 121H261V122H259L258 124H255V125H251V123L250 122H246ZM7 122V121H6ZM25 122V121H24ZM98 122V121H97ZM231 122V121H230ZM233 122H235L234 120H233ZM127 123V122H126ZM163 123V122H162ZM161 123V124H162ZM180 123V124H179ZM223 123V122H222ZM224 123H225V121H224ZM29 124V125H30ZM50 124V123H49ZM155 124H157V123H155ZM154 124V125H155ZM164 124V123H163ZM183 125L181 126V128H183L184 127V123H182ZM230 124V123H229ZM232 124V123H231ZM46 125H48V124H46ZM153 125V126H154ZM208 125V124H207ZM21 126V125H20ZM155 126H157V125H155ZM209 126V125H208ZM30 127V126H29ZM39 127V126H38ZM41 127V126H40ZM47 127V126H46ZM134 127H136V126H134ZM148 127V126H147ZM190 127H192L193 128V133H190L189 132V130H190ZM219 127V126H218ZM144 128H146V127H144ZM201 128V127H200ZM208 128V127H207ZM139 129V128H138ZM150 130H152V128H149ZM149 129H147L146 128V130L147 131H149ZM154 129V128H153ZM197 129V128H196ZM93 130V129H92ZM142 130H143V128H142ZM183 130H184V128H183ZM215 130V129H214ZM222 131H223V129H221ZM252 130H254V132H255V134H253V135H251L250 134V131L252 132ZM25 131V130H24ZM52 131V130H51ZM81 131V130H80ZM185 131V130H184ZM206 131H207V129H206ZM216 131L217 130H215V133H216ZM219 131V130H218ZM26 132V131H25ZM95 132H97L96 131V128H95ZM134 132H135V134H136V136H137V139H140V135H142L143 134V132L142 133H139L140 132V130H139V132L138 131H136V129H134ZM150 132V131H149ZM156 132H158V131H156ZM208 132V131H207ZM214 132V131H213ZM159 133V132H158ZM219 133V132H218ZM55 134V133H54ZM102 135H100V134H98V133H94V131L93 132H85V131H83V132H81V133H78V134H76V135H63V136H61L60 138H63V145L64 146H62L63 147V151H61L62 152V154L61 155H58V157L56 158V160L55 161H53V164H54V166H55V164H58V167H60V170H59V174L60 175H64V176H66V175H75L76 177L78 176L79 178L81 177V175H80V173H81V171L80 170H78V165H79V163L78 164H76V166H73V164L72 165H70L71 164V162H70V160H71V156H73V155H71V156H69L70 154H74L75 156H77L79 159H81V161H82V158H84V153L86 152V150L85 149H89V147H93V146H95V145H97V144H99V143H106L105 144V147H107L108 146V143H110V142H114V141H117L118 139H115L114 137H108V135L106 136V135H104L105 133H101ZM144 134H146L147 135V137H144V138H146V140H153V138L154 137H157V133L155 134V136L153 135V133H152V136L150 137V133L149 134H147V132L146 133H144ZM143 134V135H144ZM163 135H164V133H162ZM190 134H191V136H190ZM220 134V133H219ZM218 134V135H219ZM56 135V134H55ZM55 135H54V137H55ZM62 135V134H61ZM129 135H131V134H129ZM142 135V136H143ZM146 135H144V136H146ZM167 135V134H166ZM211 135V134H210ZM209 135V137H210V141H208L207 143H206V148H204V147H202V149H200V150H203V148H204V151L203 152H205V149H207V151H208V147H207V144H213L211 141H212V138L215 136V138L216 139H218V137H216V134H212L211 136ZM226 135V134H225ZM228 135V138L230 137ZM46 136V135H45ZM48 136H49V134H48ZM60 135L58 134L57 135V137H59ZM120 136V135H119ZM127 135H124L123 136V138H124V141L125 140H127V141H130L131 139H132V142H133V140H136L135 139V137L134 136H130V139L128 140V138H129V136L128 137H126ZM168 136H170V137H172V135H168ZM167 136V137H168ZM186 136V135H185ZM27 137H28V134H27ZM32 136H30L29 138H31ZM150 137V138H149ZM162 137H164V136H162ZM212 137V138H211ZM222 137H226V136H222ZM220 138L219 137V141H221V139L223 140V138ZM37 138H38V136H37ZM37 138H36V140H37ZM40 138H41V136H40ZM49 138V139H48ZM60 138H58V140H60ZM122 138V137H121ZM152 138V139H151ZM173 138V137H172ZM190 138H188L189 140H190V142L192 143V141H193V138H192V141H191V139ZM26 140H27V138H25ZM33 139V138H32ZM45 139H46V137H45ZM44 139V140H45ZM155 139V138H154ZM168 139H169V137H168ZM188 139H186V141H188ZM207 139V138H206ZM230 139H233V138H230ZM238 139H236V140H238ZM252 139H254L255 141L253 142L254 144H253V147L251 146L252 144L250 143V142H252ZM43 140V141H44ZM49 140V141H48ZM176 140V139H175ZM247 140V141H246ZM19 141H20V138H19ZM18 140H17V143L19 142ZM22 141H24V140H21V142ZM43 141H41V142H43ZM48 141V142H47ZM54 140H53V138L52 139H50V137H47V140H45V142L46 143H48V145H51V148L53 149V147L54 146H52L53 144H54V142H53ZM57 140H55V142H56ZM155 141V140H154ZM171 142H173L172 140H170ZM207 141V140H206ZM216 141V140H215ZM231 141V140H230ZM20 142V143H21ZM45 142H43V144H45ZM120 142V141H119ZM123 142V141H122ZM164 142H165V144H167L169 141L168 140H166V139H164ZM167 142V143H166ZM170 142V143H171ZM175 142V141H174ZM205 142V141H204ZM255 142H256V145H255ZM1 143V142H0ZM11 143V142H10ZM24 143V142H23ZM22 143V144H23ZM28 143H29V141H28ZM32 143V142H31ZM60 143H61V141H60ZM60 143L58 142V144L57 145H55V146H57L56 148L54 147V149H53V151L54 150H57V149H62V148H59L58 146H60ZM142 143V142H141ZM140 143V144H141ZM144 143V142H143ZM179 143V142H178ZM221 142H219L218 144H220ZM19 144V143H18ZM62 144V143H61ZM111 144H113V143H111ZM110 144V145H111ZM120 144V143H119ZM122 144H129L128 142L126 143V141L125 142H123ZM149 144H151V143H149L148 142V145ZM165 144H163L162 146H166ZM179 144H181V143H179ZM13 145H14V143H13ZM15 145H16V142H15ZM24 145V144H23ZM27 145H29V144H27ZM26 145V146H27ZM100 145V144H99ZM99 145H97V146H99ZM103 145V144H102ZM130 145V144H129ZM186 145V147H188L187 149H189L188 150V153L190 152V149L192 148L190 145H188V144H185ZM184 145V142H183V147L185 146ZM197 145V144H196ZM221 145V144H220ZM222 145H223V143H222ZM255 145V146H254ZM8 146V145H7ZM21 146V145H20ZM20 146H19V148H20ZM25 145H24V147H26ZM30 146V145H29ZM38 146V145H37ZM46 146V145H45ZM111 146H113V145H111ZM133 146V145H132ZM142 146H143V144H142ZM150 146V145H149ZM160 146V145H159ZM162 146H160V148L162 147ZM190 146V147H189ZM194 146V145H193ZM209 146V145H208ZM217 146H219V145H217ZM3 146H1L0 147V166H4V163H3V161H5L4 160V157H6L5 155L7 154V151H5V148H2ZM10 147V146H9ZM32 147V146H31ZM50 147V146H49ZM108 147H110V146H108ZM137 147V146H136ZM169 147H172V148H174L175 149V151L177 150L176 148H179V146H178V144H177V146H176V148L174 147V146H169ZM238 147V146H237ZM12 149H13V147H11ZM10 148V149H11ZM22 148V147H21ZM27 148V147H26ZM50 148V149H51ZM95 148V147H94ZM111 148V147H110ZM210 148H211V146H210ZM213 148L215 149V144L213 145ZM212 148V149H213ZM219 148V147H218ZM252 148V149H251ZM7 149V148H6ZM24 150H25V148H23ZM42 150H43V147L41 148ZM112 149V148H111ZM120 149V148H119ZM127 149V148H126ZM131 149V148H130ZM146 149H148L147 148V145H146ZM146 149H144V151L143 152H146V153H150V151H148V150H146ZM152 150H153V148H151ZM173 149V150H174ZM221 149L223 150V148L221 147ZM93 150V149H92ZM120 150H122V149H120ZM168 150H169V148H168ZM182 150L184 151V149L182 148ZM192 150V149H191ZM198 150V149H197ZM196 150V151H197ZM19 150H17V152H18ZM48 151V150H47ZM50 151V150H49ZM77 151H78V153H77ZM79 151H82L80 154H79ZM89 151V150H88ZM123 151H124V149H123ZM122 151V152H123ZM148 151V152H147ZM174 151V152H175ZM178 151V150H177ZM175 152L176 154H178L179 156H181L178 152ZM195 151V150H194ZM10 152H11V150H10ZM42 152V151H41ZM51 152V151H50ZM57 152H58V150H57ZM60 152V153H61ZM93 152V151H92ZM128 152V151H127ZM160 152V151H159ZM173 152V151H172ZM179 152H180V150H179ZM182 152V151H181ZM184 152H187V150L186 151H184ZM6 153V154H5ZM47 153H49V152H47ZM52 153V152H51ZM75 153H77L78 155H76ZM90 153V152H89ZM126 153V152H125ZM125 153L124 154H122V158L125 156ZM131 153V152H130ZM142 153V152H141ZM148 153V154H149ZM183 153V152H182ZM188 153H186V154H184V155H186L187 156V154ZM11 154H13L12 152H11ZM32 154V153H31ZM44 154H45V151H44ZM54 154V153H53ZM58 154V153H57ZM86 154V153H85ZM94 154V153H93ZM99 154V153H98ZM148 154L146 155V154H144L143 153V155H146V158H144V156H141L142 158H144V160H146V162H147V158H150L151 159V157H149L148 156ZM175 154V155H176ZM195 154V153H194ZM192 155V156H194L195 157V155ZM199 154V153H198ZM206 154V153H205ZM16 155H17V153H16ZM35 155V154H34ZM50 155V154H49ZM56 155V154H55ZM130 155V154H129ZM135 155V154H134ZM150 155V154H149ZM203 155V154H202ZM19 156V155H18ZM38 156V155H37ZM45 156V155H44ZM67 156L69 157L68 158V160H67ZM98 156V155H97ZM165 156V155H164ZM183 156V155H182ZM189 156V155H188ZM199 156H200V154H199ZM209 156V155H208ZM11 157H12V155H11ZM26 157V156H25ZM40 157V156H39ZM46 157V156H45ZM51 157V156H50ZM53 158H54V156H52ZM159 157V156H158ZM168 157H170V159L168 158ZM201 157V156H200ZM204 157V156H203ZM207 157V156H206ZM18 158V157H17ZM34 158V157H33ZM38 158V157H37ZM107 158V157H106ZM121 158V162L118 164L119 165V167L121 166V164H122V166L126 163V161H124L123 159L125 158V160L128 158V159H130L129 157H124L123 159ZM181 158V157H180ZM40 159H43V157L41 158L40 157ZM78 159V160H79ZM107 159H109V158H107ZM140 159V158H139ZM150 159H148V162H150ZM166 159H168V162H169V160L170 161H172V164L169 162V163H167L166 162ZM195 159H197L196 157H195ZM195 159H193L192 158V160L191 161H194V164H196V161H195ZM200 159V158H199ZM202 160H203V158H201ZM211 159L213 160V158L211 157ZM211 159H209V158H207V160H210V161H208V162H211ZM219 159H221V158H219ZM51 160V159H50ZM77 160V161H78ZM143 160V159H142ZM157 160V159H156ZM159 160H160V158H159ZM183 160H185V159H183ZM12 161H13V159H12ZM19 161H20V159H19ZM30 161H32V160H29V169H30ZM38 161V160H37ZM76 161V162H77ZM80 161V160H79ZM78 161V162H79ZM131 161V160H130ZM133 161V160H132ZM204 161V160H203ZM218 161V160H217ZM6 162H7V160H6ZM70 162V163H69ZM75 162V163H76ZM99 162V161H98ZM97 162V163H98ZM125 162V163H124ZM128 162V161H127ZM148 162L147 163H144V166H146V164L148 165V167H149V164H148ZM173 162H174V165H173ZM189 162V164H190V161H188ZM214 162V161H213ZM222 161L220 160V162L218 161L217 163L218 164H220ZM32 164H34L33 163V161L31 162ZM49 163H50V165H51V161H49V159L48 158H46V159H44V160H42V161H40L39 162V165L41 166V167H44L45 165H49ZM82 163V162H81ZM136 163V162H135ZM157 163H158V165L159 166H161V167H159L158 165H157ZM167 163V164H166ZM192 163V162H191ZM215 163V162H214ZM9 164H10V166H12V164H11V162H9ZM25 164V163H24ZM128 164V163H127ZM171 164V167L170 166H167V165H170ZM213 164V163H212ZM8 165V164H7ZM28 165H27V167H28ZM34 165H36V163L34 164ZM38 165V166H39ZM95 165V164H94ZM163 165H164V167H163ZM165 165L167 166V168L165 167ZM177 165V166H176ZM192 165V164H191ZM197 166H199V168L201 167V165H198V164H196ZM14 166V165H13ZM25 167H26V165H24ZM40 166H39V168H40ZM53 166V165H52ZM53 166V167H54ZM96 166V165H95ZM94 166V167H95ZM125 166H126V164H125ZM129 166V165H128ZM184 166V165H183ZM210 166V163L208 164V167ZM212 166V165H211ZM17 167V166H16ZM16 167L14 168L15 169V171H16ZM26 167V168H27ZM37 167V166H36ZM48 167V166H47ZM47 167H44V168H47ZM50 167V166H49ZM52 167V168H53ZM119 167H117L118 169H119ZM158 167V168H157ZM173 167V170H175V172L173 171H171L172 172V174L171 175H167V174H164V175H167V176H165V177H162L161 178V176H160V178H158L159 176H157V174L158 175H160L161 173H164L163 172V169H165V172L166 173H169L170 172V168H172ZM176 167V168H175ZM186 167H187V169L189 170V172L186 170ZM214 167V166H213ZM212 167V168H213ZM2 168V167H1ZM18 168V167H17ZM52 168H49V170L50 169H52ZM57 168V167H56ZM87 170H89L88 168H87V166L85 167ZM92 168V167H91ZM90 168V169H91ZM126 168V167H125ZM158 169V173L155 171V170H157ZM159 168H161V169H159ZM215 168V167H214ZM37 169H38V167H37ZM36 169V170H37ZM81 169V168H80ZM123 168H121V170H122ZM137 169V168H136ZM139 169V168H138ZM167 169H169V170H167ZM184 169V170H183ZM1 170V169H0ZM9 170H10V172H12V170H11V167H9ZM9 170L7 169V170H2V171H0V183H2L3 182V178H5L8 174L10 175L11 173L9 172ZM27 170V169H26ZM31 170V169H30ZM36 170H34L33 169V171H36ZM82 170V169H81ZM177 170H179V171H177ZM191 170H192V174H191ZM209 170V169H208ZM213 170V169H212ZM211 170V171H212ZM42 171H44V170H42ZM48 171V170H47ZM99 172H100V170H98ZM103 170H101V172H102ZM162 171V172H161ZM169 171V172H168ZM178 173H177V172ZM214 171V170H213ZM216 171H218L217 170V168H216ZM49 172V171H48ZM89 172V171H88ZM95 172V171H94ZM17 172H15V174H16ZM38 173V172H37ZM44 173V172H43ZM95 173H97V172H95ZM122 173V172H121ZM151 173V174H152ZM206 173V172H205ZM211 173V172H210ZM14 174V175H15ZM31 174V173H30ZM36 174V173H35ZM82 174V173H81ZM91 174V173H90ZM94 174V173H93ZM99 174V173H98ZM102 174V173H101ZM196 174V175H197ZM8 175V176H9ZM17 175V174H16ZM22 175V174H21ZM37 175V174H36ZM58 175V174H57ZM86 175V174H85ZM85 175H83L82 174V177L83 176H85ZM124 176H126L125 174H123ZM143 175V176H142ZM216 175V176H215ZM11 176V175H10ZM87 176H88V174H87ZM92 176V175H91ZM90 176V177H91ZM93 176H95V174L93 175ZM99 176V175H98ZM97 176V177H98ZM129 176V175H128ZM133 176V175H132ZM169 176V177H168ZM21 177V176H20ZM35 177V176H34ZM76 177H75V181H74V185L75 186H73V184H71L70 186H72V187H70L69 186V189H71L70 191H73V192H71V193H76V192H78V190H79V188H82L83 186H84V183L83 182H80V180L82 181V179L80 178V180H79V178L78 179H76ZM96 177V176H95ZM168 177V178H167ZM189 177H191V179H192V182H191V180H189V182H187L188 181V178ZM196 177V176H195ZM198 177V176H197ZM220 179V182L218 183L217 182V179L218 178ZM12 178V177H11ZM16 178H18L17 176H16ZM31 178V177H30ZM36 178V177H35ZM38 178V177H37ZM51 178V177H50ZM84 178V177H83ZM154 180H152V179ZM165 178V179H164ZM200 178H202V177H200ZM216 178V179H215ZM7 179H9V178H7ZM14 179V178H13ZM13 179H10V182H11V180L15 183V181L13 180ZM21 179V178H20ZM46 179L48 180L49 179V177H46ZM61 179V178H60ZM85 179V178H84ZM96 179V178H95ZM203 179H205L204 177H203ZM36 180V179H35ZM52 179H49V181L50 182H54V180H52ZM62 180V179H61ZM77 180H78V182H77ZM137 180V181H136ZM198 180H199V178H198ZM202 180V179H201ZM200 180V182L202 183V185L204 186V187H206L204 184H203V182ZM97 181V180H96ZM140 181V182H139ZM149 181H151V182H149ZM153 181V182H152ZM196 181V180H195ZM7 182V181H6ZM10 182H8L9 184H10ZM58 182H59V180H58ZM75 182H77V186H76V184H75ZM137 182L138 183H141V184H137ZM160 182V183H159ZM196 182V183H197ZM13 183V184H14ZM70 183V182H69ZM193 183V184H192ZM24 184H27L26 182L24 183ZM62 184V183H61ZM86 184H88V182L86 183ZM97 184H98V182H97ZM3 185V184H2ZM11 185H12V183H11ZM10 185V186H11ZM53 185V184H52ZM55 185V184H54ZM140 185V186H139ZM17 186H18V179H17ZM19 186H21L20 184H19ZM35 186V185H34ZM61 185H59V187H60ZM97 186V185H96ZM4 187V186H3ZM7 187H8V185H7ZM32 187V186H31ZM77 187V188H76ZM150 187V188H149ZM173 187H175V188H173ZM204 187H202V188H204ZM13 188H14V186H13ZM17 188V187H16ZM16 188H15V190H16ZM73 188H75V189H77V191L75 190L74 191V189ZM84 188V187H83ZM91 188V187H90ZM26 189V188H25ZM36 189V188H35ZM42 189V188H41ZM48 189V188H47ZM68 189V190H69ZM73 189V190H72ZM95 189H97V188H95ZM99 189V188H98ZM152 189V188H151ZM151 189L149 190L150 192H152L151 191ZM169 189H172V190H170L169 191ZM176 189H175V191H176ZM2 190V189H1ZM20 190V189H19ZM60 190V189H59ZM64 190H66V189H64ZM94 190V189H93ZM38 191V190H37ZM36 191V192H37ZM47 191H49V190H47ZM85 191V190H84ZM88 191V190H87ZM148 191V192H149ZM169 191V192H168ZM6 192V191H5ZM68 192V191H67ZM83 192V189H81V193ZM86 192V191H85ZM89 192V191H88ZM87 192V193H88ZM168 192V193H167ZM174 192V191H173ZM15 193V192H14ZM31 193V192H30ZM40 193H42L41 191H40ZM66 193V192H65ZM78 193H80V191L78 192ZM80 193V194H81ZM106 193V192H105ZM148 194V196L146 195V196H144V194ZM167 193V194H166ZM198 193H199V191H198ZM205 193H207V192H205ZM8 194H9V192H8ZM12 194H13V192H12ZM50 194H52V193H50ZM68 193H66V195H67ZM77 194V193H76ZM85 194V193H84ZM158 194V195H157ZM191 194H192V196H191ZM32 195V194H31ZM37 194H35V196H36ZM42 195V194H41ZM47 195V194H46ZM62 195H64V193L62 194ZM87 195V194H86ZM91 195V194H90ZM153 195V196H152ZM171 195H173L172 193H171ZM177 195H179V196H177ZM26 196V195H25ZM38 196V195H37ZM75 196H77V195H75ZM81 196V195H80ZM79 196V197H80ZM103 196H104V194H103ZM118 196H117V198H118ZM202 196V195H201ZM16 197V196H15ZM69 197V196H68ZM82 197V196H81ZM80 197V199H84V197H82L81 198ZM100 197H102V195L100 196ZM105 197V196H104ZM149 197V198H150ZM25 198V197H24ZM42 198V197H41ZM86 198H88V197H86ZM90 198V197H89ZM88 198V199H89ZM165 198V197H164ZM167 198V197H166ZM165 198V199H166ZM7 200H6V202L7 203H9V198H6ZM11 199H13V198H11ZM17 199H19V197L17 198ZM66 199H67V196H66ZM88 199H87V201H88ZM92 199V198H91ZM91 199H89V205H92V204H96L97 203V196H94L93 197V200H91ZM102 199H103V197H102ZM105 199L107 200V198L105 197ZM170 199V198H169ZM173 199V198H172ZM189 199V198H188ZM190 199H189V201H190ZM55 200V199H54ZM1 201V200H0ZM10 201H12V200H10ZM25 201H26V199H25ZM35 201V200H34ZM59 201H61L62 203L64 202V201H62V199L61 200H59ZM66 201V200H65ZM90 201H91V203H90ZM126 201V202H125ZM147 201H148V203H149V200H148V198H147ZM157 201V200H156ZM155 201V202H156ZM164 201V200H163ZM191 201H192V199H191ZM60 202V203H61ZM81 202H82V200H81ZM84 202V201H83ZM86 202V201H85ZM128 202V203H127ZM194 202H196V203H194ZM4 203V202H3ZM67 203V202H66ZM88 202H86L85 204H87ZM103 203V202H102ZM147 203V202H146ZM158 203H160V205H158ZM186 203V202H185ZM1 204H2V202H1ZM64 204V203H63ZM106 204V203H105ZM126 204V205H125ZM192 204V203H191ZM192 204V205H193ZM4 205V204H3ZM113 205V206H112ZM123 205H124V207H123ZM136 207H138V204L136 203ZM141 205H144V201H143V203L141 204ZM147 206H148V204H146ZM149 205H150V203H149ZM2 206V205H1ZM16 206V205H15ZM126 206H128V208H126ZM37 207V206H36ZM129 207H132V209L131 208H129ZM101 208V207H100ZM143 208H144V206H143ZM147 208V207H146ZM152 208V207H151ZM92 209V208H91ZM104 209V208H103ZM102 209V210H103ZM119 209V210H118ZM127 209V210H126ZM153 209V208H152ZM9 210V209H8ZM97 210V209H96ZM99 210V209H98ZM107 210H105V211H107ZM129 210V211H128ZM133 210V211H132ZM151 210V209H150ZM123 211V212H122ZM95 212V211H94ZM126 212V213H125ZM132 213H133V215H132ZM166 213H168L167 215H166ZM170 213L172 214V215H170ZM15 214V213H14ZM48 214V213H47ZM77 214H78V212H77ZM76 214V215H77ZM128 214V215H127ZM129 214H131V215H129ZM177 214H180V216H182V217H180V216H178ZM41 215V214H40ZM71 215V214H70ZM69 215V216H70ZM76 215H74V216H76ZM187 215V216H186ZM35 216V215H34ZM37 216V215H36ZM53 216H55V215H53L52 214V217ZM73 216V217H74ZM187 218H186V217ZM46 217V216H45ZM72 217V216H71ZM190 217V218H189ZM53 218H56V216L55 217H53ZM185 219V220H188L189 221V224L187 223L188 221H186V226L184 225L183 226V224H180V222L181 223H184L183 221H181L180 219ZM32 219V218H31ZM33 219H36V218H34L33 217ZM52 219V218H51ZM70 220V222H71V219L70 218H67V220ZM75 219V218H74ZM72 220H73V218H72ZM37 221V220H36ZM58 221V220H57ZM31 222L33 223V221L31 220ZM40 222V221H39ZM52 222V221H51ZM66 222V221H65ZM95 222V223H96ZM104 222H106V223H108V224H106V223H104ZM129 224H128V223ZM178 222V224H176ZM32 223H30V224H32ZM63 223V222H62ZM67 223V222H66ZM74 223V222H73ZM92 223V222H91ZM101 223H102V225L103 224H105V226H101ZM0 224L1 225H3L4 227H2L1 226V228H0V245H2L3 243H5V242H11L12 240H17V230L15 231L14 230V228H16L17 227V220H13V219H11V218H3V216L1 217L0 216ZM29 224V226H31V227H33L32 225H35V223H33L32 225H30ZM59 224V223H58ZM68 224V223H67ZM83 224V223H82ZM82 224H79V225H82ZM94 223H92V225H93ZM185 224V223H184ZM24 225V224H23ZM65 225V224H64ZM90 225V224H89ZM100 225V226H99ZM174 225H180V227H179V230H177L176 228H178V227H176V226H174ZM25 226V225H24ZM24 226H22V227H24ZM26 226H28V225H26ZM51 226H53V225H51ZM57 226H59V225H57ZM65 227V226H64ZM67 228H68V226H66ZM78 227V228H77ZM82 227H84V225H82ZM176 227V228H175ZM182 227V228H181ZM27 229V228H26ZM62 229H63V227H62ZM84 229V228H83ZM30 230H32V229H30ZM29 230V231H30ZM33 230H34V228H33ZM32 230V231H33ZM35 230H37V229H35ZM34 230V231H35ZM54 229H52V231H53ZM61 229H59V231H60ZM68 229H63L62 231H67ZM70 231L71 230H73V229H69ZM33 231V232H34ZM57 231V230H56ZM56 231H53V232H55V233H57ZM74 232V231H73ZM156 232H160L165 238V242L167 243V240H168V243L167 244H162V242L160 241V240H157L158 238H156ZM25 233H26V231H25ZM35 233H36V231H35ZM49 233H51V230L49 229ZM61 233V232H60ZM70 233V232H69ZM68 233V236H70V234ZM32 234V233H31ZM63 234V233H62ZM71 234H73L72 232H71ZM75 234V235H76ZM23 235V234H22ZM26 235V234H25ZM29 235V234H28ZM32 235H34V234H32ZM51 235V234H50ZM53 235V234H52ZM63 235H65V234H63ZM59 236V235H58ZM20 237V236H19ZM25 237V236H24ZM65 237H66V235H65ZM71 237H73L72 235L70 236V238ZM189 237H192L193 239H195L196 241L195 242H191L190 240H189ZM38 238V237H37ZM63 238V237H62ZM61 238V239H62ZM74 238V237H73ZM75 238L73 239L74 241H75ZM191 238V239H192ZM68 239V238H67ZM72 239V238H71ZM29 240V239H28ZM32 240V239H31ZM37 240V239H36ZM77 240V239H76ZM77 240V241H78ZM159 241V242H158ZM40 242H42V241H40ZM76 242V241H75ZM38 243H39V241H38ZM170 243V244H169ZM7 244V243H6ZM31 245V244H30ZM41 245H43V244H35V247H33V248H28L29 249V252H31V253H29V254H31L30 255V257L28 256V255H25L24 257L22 256V258H20V262L21 263H18L19 262V259L17 260V254H19V253H17V250H18V248L16 247L14 250H12V251H10V252H8V253H1L0 252V264H27V263H29V264H69V262L71 263V261H69V260H67V258H69L70 256V253H72V251L70 252V250H71V248H69V250H68V252H69V255L67 254V256L65 255L64 257L66 258V260H67V262H66V260H65V258H63V259H61L63 256L62 255H59V256H62V257H60L59 258V256H58V258H57V256H56V258L57 259H55L54 261H51L52 263H49L48 262V254L46 255V253H47V251H45V248H43V250H42V246ZM170 245V246H169ZM17 246V245H16ZM20 246V245H19ZM24 246H26L25 244H24ZM33 246V245H32ZM31 246V247H32ZM73 246H75L74 244H73ZM73 246H70V247H72V248H74ZM169 246V247H168ZM45 247V246H44ZM1 248V247H0ZM25 248V247H24ZM67 248V249H68ZM151 248H155L156 249V251H158V254H160L159 252H161V253H163V254H161V256H158V258L157 259H154L151 255H150V250H151ZM48 249V248H47ZM66 249V250H67ZM154 249V250H155ZM22 250H23V246H22ZM37 251V252H36ZM43 251V252H42ZM27 252H28V250H27ZM34 252V253H33ZM23 253V252H22ZM41 253V254H40ZM66 253H67V251H66ZM24 254H26V252H24ZM106 254V255H105ZM151 254H152V252H151ZM55 255V254H54ZM74 255V256H75ZM163 255V256H162ZM34 256V257H33ZM107 256V257H106ZM33 257V258H32ZM104 257H106L105 259H104ZM156 257H157V255H156ZM155 257V258H156ZM29 258V259H28ZM32 259V260H31ZM37 259V260H36ZM38 259H40V262H39V260ZM44 259V262L42 263L41 261ZM115 259V260H114ZM45 260H46V262H45ZM18 261V262H17ZM31 261V262H30ZM38 261V262H37ZM69 261V262H68ZM66 262V263H65Z\"/></svg>", "mask_w": 264, "mask_h": 264}]
</instances>
